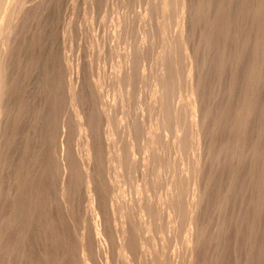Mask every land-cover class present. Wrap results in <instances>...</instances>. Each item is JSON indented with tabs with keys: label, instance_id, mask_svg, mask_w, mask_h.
<instances>
[{
	"label": "bare ground",
	"instance_id": "6f19581e",
	"mask_svg": "<svg viewBox=\"0 0 264 264\" xmlns=\"http://www.w3.org/2000/svg\"><path fill=\"white\" fill-rule=\"evenodd\" d=\"M31 1H33V0H30V3H31ZM52 1L53 0H39L37 3L32 2V4L28 5L29 0H0V264H73V262L75 264L78 261H76V259L73 258V255L75 257L77 253H78L77 256L79 257L78 264H91V259L96 258V257L92 258V251L93 252L95 251L94 254L96 253L98 256L101 257V259L103 258V256H101V255H105L108 251V247H107L108 244L106 245V243L102 240V236H101L103 230L106 231V229H103V228H105V227L107 228V226H108V225H106L105 227H102L104 222L106 221V216H105L106 214H104V213L106 211L108 212V210L110 209V208H107V210H106V208H105L106 206H108V204L106 206H105V204L103 205V203H104L103 197H104V201L107 202L105 199V196L107 194L102 197V195H104V193H105V192L102 193V191H103L102 188L104 187V185H102V184L103 183L105 184V182H102L103 176L100 174L101 168H99V163H100L99 160L101 158L99 157V154H100L99 149H101V148L99 146L102 145L103 142L99 145L98 144L99 139H97V137L95 136V132L99 133L100 130H101L100 133L102 132V129H101L102 126L100 129H98V126H96L98 129V131H96V129H95L96 127H94V124H96V122H93L94 121L93 116L95 114H93L92 113L93 111L90 110V108H89L90 106H88L89 109L86 106V103L89 104V102H87L88 100H86V102H85L84 99L86 97H88L85 94L88 91L85 90V92H84V87L82 88V86H80L81 84L79 85V82L83 83V80H86V79H82L84 76H82V75L80 76L82 78H79V79H82V80H80L79 82H75L77 79L74 81V79L76 78V77L73 78L74 72H73L72 66H74V65L71 66V63L69 64L68 60H66L67 58L63 59V57L66 54L63 55L62 61H60L61 59L57 60V57H56L57 51L54 49V45H55V44L53 45L54 40L52 41V35H51L52 31L50 33L51 28H53V26H52L53 24H50V22H53V21H50V19L54 20V18H52V15H50L51 18L47 19V16L50 14L49 11H51V12L55 11V10L52 11L50 9V7L54 6V4H55L54 3L52 5L51 4ZM55 1H57V0H55ZM108 1H110V0H108ZM122 1L123 0H121V2H119V4H118V2H116L117 4H115V3L114 4L120 5V3L121 4L123 3ZM135 1H138V0H135ZM151 1H154V0H151ZM155 1H157V0H155ZM74 2H76V1L74 0ZM93 2H98V0L97 1L93 0L92 3ZM141 2H144V1L142 0ZM145 2H146V0H145ZM149 2H150V0H149ZM56 3H58V2H56ZM92 3L90 5L91 6L90 10L97 8V7H95L96 5L95 4L92 5ZM107 3L108 2L106 1V8L110 6V9H111L110 3L108 6H107ZM112 4H113V2H112ZM135 4H138V2H136ZM129 5H131V4H129ZM140 5H141V3H140ZM144 5H147V4L144 3ZM150 5L156 6V9L158 12L157 11H155V12H157V14L159 13V16H160L159 18L161 19V22H159L158 28H160L161 25L163 26V24H165L164 23L165 21L167 23V20L169 17L167 15H171L169 13V10H171L170 12H172V9L174 10L173 7H175L176 11L175 10L174 11L177 13L176 14L177 17L175 16L177 18V23H176L177 30H176V32L173 31V32H175L174 35L171 37L170 36L168 37L165 35V33L167 31L169 33V30H165L166 32L163 31V33H164L163 35L165 37V42L163 44L164 47L162 46L161 43H159L161 46L160 49L162 51L160 50L161 51L160 55L155 54L157 56V57L155 56L157 61L155 63H153V67H154V64H156V66L158 65L160 68H158V66L156 67V68H158V70L156 69L158 71L157 74H155L156 78H154V75H153V70L155 68L154 69L152 68L153 70H152L151 74L153 75V78L151 77V79H155V82L152 81V82H154V85H153L154 88L152 89L153 92L151 89H150L151 90L150 92H152L151 94L154 97V99H156V102H157V109L159 112H158V114H156V116H157L156 118H157V120H159L158 121L159 123L157 122L156 118H154V116L152 118H154L156 120L155 123H158L156 125L159 127H160V125H161V127L162 126L164 127V126H166L165 124H167L168 125L167 127L169 128L171 126L170 122H172V121H173L172 123H175V124L180 123L178 120L180 118V115H183V114H181V112L178 111V109H179L178 107H176V106H175L176 108L174 107L175 104L172 105L174 103L173 101H177L176 100L177 98L176 99L174 98L175 100L173 99L172 103L170 104L169 100L172 96L167 98V96L170 93L168 92L169 94L167 93L168 94L167 95L166 92L169 90L168 89L169 86L172 85V83H174L173 81H174L175 76L173 78V75L177 73L176 69H175L176 65H175L174 58H175V56H177V57L181 56V55H178V53L180 51H182L183 55H182V57H179L178 60H180L182 58L181 59L182 63L184 62V65H183L181 63V60H180V65L182 64L184 66V72L181 70V72H182L181 74L184 73L183 76L186 77V85L188 86V90L190 93V95H189L191 97L190 101L192 102V103L190 102V105H189V112L188 113L186 112L187 118L185 117L186 120L189 119V122H188V120H187V122L185 121L189 125H188V128L187 127H185V129L183 128V131L184 130L187 131V129H190V133L192 134L191 135L192 138H190V140H191L190 145H192V149H193L192 154H193L194 161L191 159H190V161L194 162L193 163V165L195 166L194 171H195V174L197 175L198 179L201 180L200 179L201 177H202V179L204 178L205 187L203 186L204 187L203 190H200L201 193L198 190L200 195L198 194L199 197L197 199H195L196 193H193V195L190 193L192 190L189 192L191 194L192 198L189 197L188 192H187L188 196L185 193H182L183 195H185L184 197H187V198L183 199L184 203L181 202V198H183L181 196H183V195L181 194V192L179 191L178 188L173 189L174 186L172 187V185H171L172 188L169 189L168 193H166L167 194V197L165 199L166 201L157 203L158 205L154 206L155 201H154V204H153V202H151L153 199L152 200L148 199V198L145 199L144 197H147L145 194V196H143L144 199L142 200V203L140 204V208L137 209V210H139V212H140L139 216L141 215L140 218L142 219V221H141L142 232L144 230L146 233L150 234V233H152L151 232L152 228H153V231L158 230V229H155L154 227L151 226V225H154L152 223L151 218H153L154 220H157L156 216H158V217H160V219H162L161 216L166 217V215H165L166 209H173V210L176 209V212H177V209L182 208L181 204L182 205L185 204L184 206H186L185 209H186V213L188 216H185L186 214L185 215L183 214L184 215L183 218L189 217V223L191 225L195 224L193 226L194 228L190 227V230L187 231V236H185L186 244H187V246H185V248L187 247V251L188 252L190 251V253L193 257V253H195V251L197 253H199L200 247L203 244L202 239L205 238L204 237L205 235L203 236L204 229L202 226V215H203L204 211H206L205 210L206 208H204V206L206 204V200L209 199V194H210L211 188H212V190L214 189V192H216V194L214 193L212 195H216V196H214L216 198V199L214 198V200L215 201L217 200V203H218V204L216 203V205H218V208H219L218 209L219 210L218 215H220L219 217H221V215L227 211H228L227 213H229V215L225 214L226 217L222 216L221 217L222 221H220L216 224V226H218V225L219 226L216 229L215 235L213 234L214 232L213 233L210 232L211 234L214 235V236H212L210 234L214 238H212L211 236H207L208 234L206 235V238H209V237L212 238L211 241L216 242L218 244V246L220 244L221 245L222 244L227 245L228 241L230 242V240H233L232 237L228 234V232L233 233V235L235 236L234 242L232 241L233 244L229 243L230 245L227 246V248H225V246H223L224 248L222 249V251L223 250L225 251V249L228 250V248L230 247L229 250H231L232 252L229 251V253H231V254H229L228 252H225V253L223 252V254L225 255L226 253H228V254H226L228 258H230L232 255V257L234 259L231 257L230 261H232V259H233L235 261V264H264V0H158V2H155V5L153 3L151 4V2H150ZM60 6L61 5H59L58 8ZM92 6H94L95 8H92ZM98 6H99V4H98ZM136 6L137 5H135L134 7H136ZM171 7H172V9H171ZM76 8H77V6H76ZM110 9H108V12L111 11ZM121 9L125 10L122 6H121ZM59 10H58V12H60ZM95 10H93V11H95ZM97 10H98V8H97ZM112 10H113V8H112ZM141 10H143V9L141 8ZM146 10H143V11L145 12ZM93 11H91V12H93ZM106 11H107V9H106ZM149 11H152V10L150 9V10H148V12ZM108 12H107V14L109 15ZM111 12H110V14H111ZM128 12L130 13L131 11L129 10ZM55 13H57V12H54V14ZM76 13H75V15H77ZM95 13H97L98 16ZM112 13L114 15V12H112ZM119 13H120V11H119ZM151 13H154V12H151ZM94 14L96 15L97 18L99 17V12H94ZM94 14H92V15L94 16ZM131 14H130V16H128L129 14L126 16V17H130V20H131ZM157 14L154 15L153 17L149 16L150 18H147V16H144V17H146L148 20V19H153L156 16L157 20H158ZM16 15H18L16 17V22L13 23L12 25H10ZM121 15H123V14L121 13ZM135 15H138V14H135ZM139 15H141V14L139 13ZM102 16H100V17H102ZM134 16H132L133 20L131 21L132 23H134V25H133L134 27L131 28L130 27L131 24H130L129 27L131 28V30H129V28H127L129 30V32L127 33V31H125L126 30L125 28L127 27L126 25L129 24V22H128V24L125 23L126 25L122 24L126 27L124 28V30L121 29V31H120L121 35H122V33L124 35V33L126 32L129 36V33L131 31L134 32V30H132V29L135 28L136 24H138V22L135 23V21H136L135 19L138 20V18H140L138 16H136L138 18H136ZM106 17H108V16H106ZM105 19H107V18H105ZM113 19L115 21L116 16ZM127 19L129 20V18H127ZM47 20H49L50 22ZM96 20H99V19H96ZM122 20H123V18H122ZM140 20H141V25L144 24V23H142L144 20L143 21H142V19H140ZM147 20H145V21L147 22ZM153 20H155V19H153ZM110 21H108V22L110 23ZM173 21L175 22V18ZM46 22L47 23L49 22V24L52 27L51 28L48 27V24ZM72 22H74V20H72ZM105 22L107 23L106 20H105ZM150 22H151V20H150ZM74 23H76V20ZM106 23H105V26H106ZM122 23H124V22H122ZM147 23H146V26H147ZM156 23H158V22H156ZM170 23L171 24L173 23L172 20L169 22V24ZM72 24L70 23V25H72ZM77 24L79 25V23H77ZM139 24H138V28H140ZM169 24L167 23V24H165V26L168 25L166 27H170ZM112 25H113V23H112ZM150 25H154V22H152V24L150 23ZM69 26H68V28H69ZM76 26H74L75 29L77 28ZM82 26H84V24H82ZM87 26L90 27L93 25H87ZM102 26L104 27V24H102ZM148 26H149V23H148ZM148 26H147V28L144 27V29L148 30ZM173 26H175V25H173ZM86 27L84 26V28L83 27L82 28L85 30ZM106 27H108V26H106ZM110 27H111V25H110ZM49 28H50V30H49ZM73 28H71V27L69 28V30L72 33H73V31L71 29H73ZM100 28H102V27H100ZM158 28L156 27L155 29H153V31L156 30V32H159ZM163 28H164V26H163ZM79 29L77 28V30H79ZM150 29L148 30V32L150 31ZM160 29H162V28H160ZM164 29H166V28H164ZM114 30H116V28ZM141 30H142V28H141ZM66 31H67L66 33H68L67 35L69 36L70 32H68V30H66ZM91 31H92V29H91ZM93 31H94V29H93ZM136 31H137V29L135 28V32ZM75 32H77V31L76 30L74 31L73 37H74V34L75 35L77 34V36L79 38H77V36H75V38H77L79 41L80 31H78V33H75ZM81 32H82V30H81ZM85 32L86 31L83 32V35L85 34L84 36H86ZM99 32H101V30ZM106 32L104 31L103 36L106 34ZM115 32H117V31H115ZM118 32H119V30H118ZM132 32H131V34H132ZM135 32L132 34L131 38H134L135 36H137V37L139 36L138 32L135 36H133L135 34ZM156 32H155V34H156ZM110 33H111V31H110ZM140 33H141V31H140ZM145 33H146V31H145ZM170 33H172V32H170ZM95 34L96 33H94L93 35L89 34L90 35L89 38L91 36L94 37ZM149 34H150V36L152 35V37L154 35L155 38H157L159 36L158 35L156 37L157 34L156 35L151 34V32H149ZM83 35L81 36L82 38H84ZM123 35H122V37H123ZM146 35H148V34L146 33ZM71 36H72V34H71ZM96 36L97 35H95V38H96ZM117 36L118 35L116 34V37ZM125 36H127V35H124V37ZM73 37H71V38L73 39ZM98 37H100V36H98ZM147 37H149V35ZM164 37H161V35H160L157 38V40L159 38L162 39ZM62 38H64V36ZM102 38L108 39L109 37L108 38L102 37ZM126 38H125V40L123 38V40L126 41ZM129 38H130V36H129ZM150 38L151 37H149V40H150ZM67 39L69 40L70 38H67ZM94 39H92V40H94ZM99 39H101V37ZM103 39H101L100 41H103ZM113 39H114V41L116 40V38H113ZM135 39H137V38H135ZM62 40L63 39L59 40L60 43ZM81 40H82L81 43H83V41H84V43H86L85 42L86 39L85 40L81 39ZM119 40H120V44H123V42H122L123 40L122 41H121V39H119ZM132 40H130V42ZM140 40H141V42H140L141 44H139L137 42V44H139V45L136 44L137 48H135V43H134L135 40L132 41V43H134L133 44L134 46L131 45V46H133V48L131 47L132 52H130V53L128 52L127 53L128 55H126L125 67L122 65H119V66H122V69H123V71L121 70L122 74H121V72L119 75L116 73L118 76L116 75L117 78L115 79L116 80L115 83H117V85L119 87L125 86L127 88V90H129V88H131L132 85H135L132 83H134L136 80L139 81L142 79V77H143V79L145 78L144 77L145 76L144 71L149 66V65H147L148 62H147V64H145L146 63L145 61H147V60L151 61V59H148V58H150V57L152 58L154 56L153 52H156V51H154L155 46L153 47L154 42L153 41L149 42L150 44L151 43L153 44V45L151 44V46L154 48V50L152 49L153 51H150L153 54V56H150V53L146 52L148 57H147V59H145L146 56L144 55L145 58H143V59H145L144 66L146 65L145 66L146 68L145 69L141 68V66H139V64H141L139 62V58L143 55V52L145 53V50H147V49H145V47H146L145 41H148V39H146V36H142ZM152 40H154V39L152 38ZM70 41H71V39H70ZM159 41H160V39H159ZM87 42H88V40H87ZM96 42H97V40H95V43ZM65 43H66V41L64 42V44ZM74 43H69V45H71V44L74 45ZM95 43H94V45H95ZM103 43H105V40ZM149 43L147 42L148 46H150ZM100 44L98 46L101 49H103L102 47H106V44H103L105 46L100 45ZM59 45H61V44L58 43V47H59ZM69 45L67 44V48ZM75 45L78 46V44H76V43H75ZM107 45H109V44H107ZM110 45H113V44H110ZM114 45L116 46L118 44L114 43ZM72 46H70V47H72ZM96 46H93L94 49H96ZM98 46H97V48L99 49ZM113 46H112V48H113ZM60 47L58 48L59 50H60ZM81 47H82V45H81ZM83 47H84V45H83ZM83 47H82V49H80V52L82 50H84ZM162 47H163V49H162ZM75 48L76 47H74V49ZM156 48H158V47H156ZM178 48H180V49L176 55V51L178 50ZM72 49H73V47H72ZM133 49L134 50L136 49V52H134ZM54 50L56 51V53ZM117 50H118V47H117ZM121 50H122V48H121ZM85 51H86V48H85ZM96 51H94V53H97ZM73 52L75 53L74 50H73ZM105 52H107V49L105 50ZM126 52H124V53H126ZM148 52H149V49H148ZM158 52L159 51H157L156 53H158ZM59 53H60V55L62 54L61 51H59ZM81 53L84 55V51ZM101 53L102 52H100V54ZM103 54L105 56L108 54V52L105 54L104 50H103ZM118 54H120V53H118ZM71 55H73V53ZM77 55H80V53H77ZM110 55H111V53L108 56H110ZM122 55H124V54H122ZM67 56L69 57L68 54H67ZM102 56L100 57V59H102ZM95 57H97V56H95ZM105 57H107V56H105ZM142 57H141V59H142ZM77 58H79V57H77ZM112 58H113V56H112ZM100 59L98 60L96 58L95 61L99 62ZM104 59L106 60V63H107V59L109 60V58H104ZM110 59H111V56H110ZM71 60L73 61L74 59H71ZM120 60L118 61V59H117L118 62H120ZM80 61H81L80 64L82 65L83 61L82 60H80ZM80 61L78 60V62H80ZM111 61H112V59H111ZM111 61H110V63H112ZM153 61H155V58L152 59V62ZM99 63H98V65H99ZM121 63H123V62H121ZM142 63H143V61H142ZM86 64H85V66H86ZM118 64L119 63H117V65ZM76 65H77V63H76ZM83 65H84V63H83ZM101 65H100V67H101ZM111 65H110V67H111ZM123 65H124V63H123ZM88 66H90V65H88ZM93 67L94 66L92 65L91 69ZM115 67H117V66H115ZM150 67H151V65H150ZM178 67H179V64H178ZM82 68H84L85 72H87V70L84 66ZM87 69H88V67H87ZM181 69H183V67ZM75 70H77V69H75ZM106 70H108V69H106ZM106 70H104V71H106ZM90 71H93V69ZM96 71L97 70L95 69V73H96ZM98 71H99V68H98ZM149 71H150V69H149ZM177 71H178V69H177ZM81 72H83V71L81 70L80 72L75 73V74H77L76 76H78V74ZM117 72H118V70H117ZM93 73L94 72H92V74H91L92 77H93V75H96ZM86 74H89V73H86ZM86 74L84 73L83 75H86ZM107 74L108 73H106V75ZM147 74H148V70H147ZM151 74L148 76L149 77L152 76ZM112 75L109 76L108 78L105 76L107 81L110 78L108 83H110ZM114 75H115V73H114ZM89 76L88 77L85 76V78L87 77L89 80L92 79V78H89ZM100 76H101V78L104 77V76L102 77V75H100ZM148 76H147V79L149 78ZM178 77H182V76L178 75ZM101 78H100V80H99V78H97L99 80V82L101 81ZM182 78H179V79L183 80V82H184V78L183 79ZM88 79H87V81H88ZM97 79H95V82L97 81ZM176 79H177V77L175 78V80ZM144 80H141V81H143L144 84L145 83L147 84V80H145L146 82H144ZM149 80H150V78H149ZM105 81H103V82L105 83ZM178 81L181 82L180 80H178ZM84 82L86 83V81H84ZM103 82H102V84H103ZM183 82H182V85H183ZM115 83H113V84H115ZM138 83L139 82H137L136 85ZM86 84H88V83H86ZM89 84H90V82H89ZM91 84L93 86L95 85L94 83H92V80H91ZM111 84H112V82H111ZM140 84H142V82H140L139 85ZM176 84H177V81H176ZM176 84H175V87H178L177 86L178 84L177 85ZM99 85H100V83H99ZM103 85H105V84H103ZM103 85H102V87H103ZM93 86L92 87L88 86V87L89 88L91 87L92 89L94 87H96V86H94V87ZM105 86H107V85H105ZM108 86H109V84H108ZM108 86L106 89L110 88V86L109 87ZM112 86L113 85H111V87ZM173 86L174 85H172L171 87L173 88ZM180 86H181V84H180ZM184 86H181L180 90H182L183 89L182 87H184ZM98 87H100V86H98ZM123 87H122V89H124ZM135 87L137 88V86H135ZM135 87H133V88L135 89ZM175 87L173 89H175ZM112 88L113 89H110V90L114 91V88H117V87L115 86ZM138 88H139V90H141L140 86ZM142 88H144L143 85H142ZM184 88L186 89V87H184ZM95 89H97V88H95ZM103 89H101L102 92H100L101 93L100 95L107 96V94H102V93H104ZM122 89H121V91H122ZM146 89L144 88V92ZM173 89L172 90L170 89V90L172 92H174ZM176 89H175V91H176ZM93 90L92 91L90 90V94H91V92H93ZM98 90H99V88H98ZM110 90H108V91L110 92ZM135 90H134V92H135ZM148 90H147V92H148ZM105 91L107 93V90H105ZM132 91H133V89H132ZM98 92L99 91H97V93ZM109 92H108V94H109ZM177 92H179V91H177ZM177 92H176V94L174 93L175 95L173 94L174 97H176V95L178 94ZM94 93H96V92H93V94ZM131 93L129 92V94H127V95H129V97H130ZM138 93H140V91ZM189 93H187V94H189ZM87 94H89V93H87ZM90 94H89V96H90ZM121 94H124L123 91ZM134 94H136V93H134ZM142 94L145 96V93H142ZM182 94L183 93L181 92V95ZM61 96H62L61 101L65 102V100L63 99V97H65L68 105L70 104L71 106L70 105L68 106L67 103L65 104L64 102H61L59 100L62 104V107H60L61 104H59L60 102L58 101V99ZM84 96H86V97L84 98ZM91 96H96V95H91ZM114 96L117 97V95H114ZM124 96L125 97H123V95H122V97L124 99H126L127 96L126 95H124ZM135 96H133V93H132V97L128 98V99H132V101H134L133 97H135ZM138 96H139V94L135 98H138ZM147 96H149V95H147ZM161 96L162 97L165 96L167 98L166 102L169 103L168 106L171 108L174 107V110L173 109L168 110V106H166L167 103L165 104V102H164L165 99L164 98L161 99ZM185 96H187V95H185ZM185 96H184V98H186ZM119 97H118V99H119ZM159 97H160V99H159ZM177 97H178V95H177ZM182 97H183V95H182ZM99 98H98V100H99ZM109 98H110V96H109ZM111 98H113V96ZM150 98L153 99L152 97H150ZM180 98H181V96H180ZM206 98H209L208 100L218 101V102H216V105H215L216 110H214V105L213 106L208 105ZM105 99H106V97H105ZM151 99L148 98L145 101H148V100L150 101ZM163 99H164V101H163ZM98 100H97V102H98ZM141 100H139V101H141ZM181 100L178 101V102H180L179 103L180 106L182 104ZM142 101H141V103L145 102L144 100H142ZM99 102H100V100H99ZM101 102H102V100H101ZM124 102L126 104L127 100L126 101L124 100ZM134 102H133V104L136 103V102L135 103ZM156 102H154V103H156ZM63 103L65 105H63ZM111 103H113V102H111ZM145 103H147V102H145ZM213 103H215V102H213ZM138 104H139V102H138ZM147 104H145V105L147 106ZM184 104L181 106L183 109L187 108V106L184 107ZM57 105H58V107H57ZM66 105L68 106V108L72 107L74 109L73 110L74 113L72 111L73 114H71V111L69 113L67 112L66 109H68V108H66ZM126 105H128V107H129L128 103ZM150 105H151V103H150ZM177 105H178V103H177ZM205 105H208L209 107L212 106L213 109L212 108L208 109V107H205ZM63 106H65L66 109H64ZM141 106H142V104H141ZM141 106H139V107H141ZM28 107L30 109H28ZM115 107L116 106L114 105V107L113 108L111 107V108L114 109ZM139 107H138V109H139ZM58 108H63L64 110H66V112L63 109L59 110ZM123 108H122V110H123ZM125 108H124V111H125ZM132 108H134V106ZM152 108H153V106L149 107L150 110ZM204 108L205 109L207 108V110H204ZM56 109H57V112H56ZM98 109H99V107H98ZM183 109H181L180 111H182ZM58 110L64 111V113H62L63 111H61L62 114L59 113V116L62 115L61 118H63V114H65L63 119L66 118L67 113L70 114V116L73 115V117L76 115V117L78 118V119L77 118L75 119L78 121L77 122L78 123L77 124L78 133H79V136L81 137L80 138L81 142L78 144L82 146V149H81L80 155L79 154L76 155V157H79V159H78L79 161H77V158L76 159L73 158V159L76 160V163L79 162L78 165H80V167L79 166L78 167L81 168V174L82 175H80V180L82 178V184L80 181L77 183H80V185H82L80 187H83L82 189L84 191H82V195L80 193L82 189H80L78 187L80 189V190H78V188H77L78 185L75 184V182H76L75 178H77V180H79V178H78V176L76 177V171L74 168V164H76V163H74L75 161L73 160L74 161L73 162L72 158H71L75 154H77V152L74 153L73 151H75V150L70 149L74 153L73 154L71 152L72 153L71 154L72 156H71V155H69V150H68L69 148H66L67 146L70 145V144L67 145L68 141L65 139L68 136V133L66 134L68 129H66V128H68L67 126L71 125V123L70 124H68V123L71 122V120H73V118L70 119L69 118L70 116L69 117L67 116L69 118V119L67 118L68 123L65 122L63 119H62L61 123L59 122V124H60L59 131L60 132L58 135L55 127H58L56 125H59V124L57 122L56 125H54L56 122L55 119H58L56 117L58 114ZM68 110H72V109H68ZM126 110H127V108H126ZM147 110L148 109H146V111ZM129 112H131L130 114H133L132 110ZM154 112H155V110H154ZM94 113H96V112H94ZM116 113H120V111L116 112ZM124 113H127V111H125ZM186 113H185V115H186ZM102 114L104 115V117ZM102 114H101L103 117V118L101 117L102 119L98 115L97 116L101 120H105V124H101V125H103V127H104V125L106 126V128L103 129L104 130L103 140H104V136H105V139H106L105 144L108 143L107 149L109 152V148H111V146L113 147L115 145V144L110 145L112 139H114L112 137L114 135L113 134L114 131H113L112 127L114 128L115 126H118L119 122L117 125H114V123L112 122V124L114 126L113 125L111 126L108 112H105ZM151 114L153 115L154 113H151ZM113 115H111V116L113 117ZM118 115H120V114H118ZM124 115H126V114H124ZM134 115H135V113H134ZM128 116H132V115L128 114ZM54 117H56V118H54ZM144 117H146V116L144 115ZM116 118H117V116H116ZM133 118L131 120L133 122L129 123L126 126V130H124V132H123V134H124L126 131L130 139L134 138L135 136L138 137L137 132L139 131L138 128H140L139 127V125H140L139 120H140L141 116L139 119L136 116L135 117V118H137L136 121H134ZM59 119H60V117H59ZM124 119H125V117H124ZM181 119L183 122L184 118H181ZM51 121H53V123H54L53 127H52ZM72 122H74V121H72ZM97 122H98V120H97ZM114 122L117 123L115 120H114ZM100 123H99V126H100ZM186 123L184 125H186ZM74 124H76V122H74ZM123 124H125V123H123ZM150 124H151V121H150ZM146 125L148 126L149 124H146ZM156 125H155V128H156ZM173 125H172V127H175V125L174 126ZM50 126L52 128H54V129H52L53 131H56V133L53 131L52 132L55 133L56 136H59V137H56V139H58L57 140L58 141V149H56L55 147H52V148H55L57 150L56 153L52 152L53 155L55 154L54 156L53 155L51 156V152H50V151H53L54 149L53 150L49 149L50 144H51V143L49 144L50 135L53 134V133L49 134V132L51 131ZM71 126H69V129L71 128ZM149 127H150V125H149ZM149 127H147V128H149ZM176 127H179V124ZM75 128H76V126H75ZM117 128L121 129L122 127L121 128L116 127V130H117ZM119 129H118L117 135H120L119 134L120 131L123 130V129H121L119 131ZM153 129L151 127V129L149 131V137H150L149 140L151 141L152 144L154 143L153 141L156 140V139H154V134L157 133L158 135L156 134V137L159 136V132L156 131V133H154L155 131H152ZM179 129H182V127ZM179 129H176V131L173 130L174 133L176 132L173 135H175V143L177 144V146H181L182 142L186 143V141H187L186 139H188L190 137V136L188 137L189 132L187 131L188 134H187V132H185L187 134V138L185 139L186 141L183 140L181 135H183L184 132L181 134L180 133L181 130H179ZM75 130L76 129H74V132H75ZM165 131H166V129H165ZM165 131H163V132H165ZM68 132L70 133V130ZM76 132H77V130H76ZM141 132H142V130H141ZM168 132H169V130H168ZM171 132L172 131L170 130V133ZM163 134H165V133H163ZM75 135H76V133H74L72 136H74V138H75L76 137ZM100 135H102V134H100ZM100 135H99V137H100ZM51 136L53 137L55 135H51ZM123 136H126V134ZM123 136H122V138H124ZM141 136L142 135L140 133L139 139ZM184 136H185V134H184ZM136 137L134 139H136ZM144 137H145V135L143 136V138ZM147 138H148V136H147ZM159 138L162 139V137L159 136L157 138V141ZM171 138L172 137L167 138V139H171ZM51 139L54 140L55 138H51ZM69 139H71V138H69ZM117 139H119V136H117ZM120 139H121V137H120ZM161 139H159V140L161 142L162 141L164 142V140H161ZM101 140L102 139H100L99 141L101 142ZM123 140H125V138ZM146 140H148V139H146ZM71 141L74 142V140H71ZM118 141H120V140H118ZM118 141L117 142L115 141V142L118 143ZM125 141H122V143L123 142L125 143ZM168 141H170V140H167V142ZM113 142H114V140H113ZM143 142H144V140H143ZM170 142H172V141H170ZM68 143H70V142H68ZM165 143H166V141H165ZM188 143H190V141H188ZM126 144L130 148L129 143L126 142ZM130 144L134 145L132 143H130ZM136 144H138V143H136ZM142 144H141V147H143ZM159 144H158V149L160 147ZM161 144H163V143H161ZM172 144H173V142H172ZM51 145H56V143L51 144ZM97 145H99V146H97ZM143 145H145V143ZM148 145H146V146L149 148V150H151V149L155 150V147H154L155 145L153 146L154 148L151 146V149ZM33 146H35V147H33ZM81 146H79V147H81ZM104 146H101V147L104 148ZM127 146H126V148H128ZM134 146L136 148L133 147L132 149L135 148L134 150H136L137 147H139L140 145L139 146L134 145ZM170 146H172V145H170ZM79 147L77 149H79ZM116 147L114 146L113 151H112V148L110 149L112 156L109 155L110 153L108 154L107 152H105V151L104 152L106 154H108L109 156H111V157H106V158L111 159V160H109L110 161L109 163L113 164L114 171L116 173V176L118 177L120 175L123 176V174H127L128 172L126 173V171H128V170H126V167H127V165H126L125 170L123 168V171H125V173H121L120 175L119 174L117 175L116 169L119 168V173H120V170H121L120 168L122 166V163H124L123 161H125V159H126L125 158L126 155L122 156L121 151L119 150V148L116 149ZM141 147H139V149ZM162 147H164V146H162ZM182 147H179V148H182ZM188 147H186V148L189 149L190 147L189 148ZM74 148L75 147H73V149ZM165 148H164V150H165ZM77 149H76V151H77ZM122 149H123V147H122ZM139 149L136 150L135 152L141 154V151L139 152ZM170 149H171V147H170ZM102 150H104V149H102ZM171 150H174V149H171ZM177 150H175V151H177ZM142 151H143V149H142ZM175 151H173V152H175ZM178 151H180V153H181V150H178ZM100 152L102 153L101 150H100ZM104 152H103V154H104ZM151 152H153V151H151ZM151 152L149 154L152 156L154 154L158 153V152L155 153L156 151H154V153H151ZM164 152L165 151H163V153ZM187 152H188V150H187ZM125 153H128V150ZM129 153L131 154V152H129ZM169 153L167 151L168 155H169ZM106 154H105V156H108ZM130 154H128V156ZM185 154L186 153H184V155ZM159 155L160 154H158V156ZM190 155H191V153H190ZM152 156H151V158L153 160L154 158ZM155 156L156 155H154V157ZM162 156L160 155L159 158H162ZM51 157H55L56 161L53 162L52 160H54V159H51ZM103 157H104V155H103ZM138 158H139V154H138ZM134 159H136V158L134 157ZM156 159H158V157ZM156 159H154V160H156ZM166 159H167V157H166ZM127 160L129 161V159H126V162L123 164V166L125 164H127V162H128ZM138 160H141V159H138ZM168 160H169V158H168ZM182 160H184V159H182ZM103 161L105 162V160L103 159L101 161L100 165L103 166L102 174L104 175V173H108V172H105V171L103 172V169L105 168L104 167L105 163H103ZM132 161H133V159H132ZM132 161H131V163H132ZM158 161H160V163L163 162V161L161 162V159H158ZM158 161H157V163L154 161L155 165L158 164ZM178 161H179V159H178ZM133 162L135 164V166L134 165L133 166L136 168V170L140 171L141 168H139V169L137 168L140 162L138 164L135 163V162H137V160H135ZM149 162H151L149 160V158H148V161H147V159H144L143 161L141 160V166H143V169H142L143 172L142 173L144 176H145V174L149 175L150 172H151V174L153 172H156V170H154L155 168L154 169L152 168L153 171L151 169H150L151 171H148L149 170L148 167L152 164V162H151L149 165ZM164 162H165V159H164ZM166 162H165V164H167ZM172 162L170 161L168 168H169L170 164H172ZM51 163L53 165H51ZM128 163L131 165L130 162H128ZM160 163H159V166L161 165ZM55 164H56V166L58 165L57 166L58 168L55 166ZM188 165H190V164L188 163ZM53 166H55V167H53ZM156 166L158 167V165H156ZM156 166H153V167H156ZM162 166H164V165H162ZM172 166H173V164H172ZM172 166L169 169H172ZM184 166H185V163H184ZM106 167H108V166H106ZM139 167H140V165H139ZM157 167H156V169H157ZM190 167L193 169L192 165L189 166L188 168H190ZM51 168L52 169L54 168L53 170H55L57 168L58 171H60L58 174L57 169L55 170L56 173L58 174V176L60 175L59 179L56 178L57 176L54 177L53 171H52L53 176L51 175ZM161 168L163 169V167H161ZM165 168H167V167H165ZM188 168H186V169H188ZM191 168H190V171H191ZM106 169H108V168H106ZM109 169H111V171L113 172L112 168H109ZM131 169H133V168L131 167ZM76 170H78V169H76ZM99 170H100V172H99ZM172 170H169V172L171 173ZM79 171H77V172H79ZM107 171H110V170H107ZM147 171L149 172L148 174H147ZM132 172H130L131 176L134 175ZM166 172H167V169H166L165 173ZM174 172H172V173H174ZM178 172H180L179 168H178ZM130 173H128V175ZM160 173H161V171H160ZM137 174L140 175L141 173H137ZM153 174H155V173H153ZM178 174H175V176H178ZM77 175H78V173H77ZM139 175H138V177H139ZM157 175H158V173H156V177H157ZM162 175L163 174H161V176ZM170 175H172L173 179H175V182H177V180H176V178H174L173 174H168L167 177H169ZM51 176L53 178H56L57 180H59L58 181L59 185H57V183H55L56 184V185L54 184L55 186L52 185L54 183L52 181V179H51V181L53 183L50 182L51 186H53V187L58 186L57 188H53V190L54 189L58 190V191L56 190L57 192L55 191V193L52 190V188L50 189L53 192V194L57 193V195H55V197L51 195L52 192L49 190V188L51 187L50 183H49ZM112 176H114V175H112ZM116 176H114V177H116ZM150 176H154V175H150ZM183 176L185 177L187 175H183ZM105 177H107V176H105ZM124 177H125V175H124ZM130 177H128V178H130ZM143 177H139L138 179L140 180V178H143ZM149 177L147 176L148 179H149ZM163 177H161V179L165 180L166 177L165 178H163ZM126 178H124V179H126ZM152 178L155 180L154 177H152ZM157 178L159 180V176ZM191 178L192 179H190V180L195 179V177L193 179V176ZM148 179H146V181H148ZM57 180H54V181H57ZM103 180L104 181L107 180V182H108L109 179L105 180V178H103ZM129 180L133 181V179H129ZM129 180L126 179L127 184H128ZM135 180H137V179H135ZM150 180L153 181L152 179H150ZM184 180H186V179L184 178ZM195 180H197V179H195ZM112 181H113V179H112ZM115 181H117V179ZM123 181H121V184ZM144 181H141V182H144ZM151 181H149V182H151ZM107 182H106V185L108 184ZM155 182H158V181L156 180ZM167 182H169V181H167ZM186 182H185V184H186ZM130 183L131 182H129V184ZM134 183H131V185ZM162 183H160V184L162 185ZM164 183H166V182H164ZM164 183H163V185L165 186ZM169 183H167V184H169ZM179 183H181V182H179ZM183 183H184V181H183ZM118 184H119V182H118ZM147 184H148V182H147ZM152 184H154V183H152ZM171 184H174L173 181ZM191 184L192 183L190 181V184H186V185L183 184V187L187 186V185L189 186ZM198 184L196 182V185H198ZM141 185H139V187H141ZM199 185H198V187L201 188L202 186H199ZM107 186H106V188H107ZM151 186L149 185L146 187L149 188ZM158 186H160V185H158ZM110 187H112V185ZM116 187H120V186H116ZM142 187H143V185H142ZM155 187L156 186H154V188ZM161 187L162 186H160V188ZM121 188H123V187H121ZM128 188H129V186H128ZM128 188H126V189H128ZM130 188H132V190H133L134 187H130ZM186 188H188V187H186ZM104 189H105V187H104ZM150 189H152V188H150ZM150 189H148V191H150ZM76 190H77V192H76ZM116 190H117V188H116ZM132 190H131V192H132ZM141 190H142V188L140 189V192H141ZM143 190H146V188ZM184 190H186V189H184ZM184 190L182 189V191H184ZM187 190H190V189H187ZM78 191H80L79 193L81 196H83V195H84L83 197L86 196L84 199H86L85 200L87 202L86 206H88V209H89L86 212H89V213L91 212L92 216L91 215L90 216L92 217V219H95V217H96V220H97V216H99V214L102 213L103 208H105V210L102 214V215H104L103 218H101L102 216L100 215L101 221L99 224L97 223L98 220L96 221V223H94L92 220V222L94 224L88 223V225L89 226L91 225V227L87 226V223H86L87 227L93 228V229H89L92 233L88 234V235L85 233H82V234H80V237L78 234L81 231L79 230V232H78L74 228V230L76 231L75 232L72 229L74 227L72 223L73 222L76 223L78 221L77 218L79 216H77L76 214H78V212H80V210L78 211V208H77V204L79 202L76 204V198L80 199L79 196L76 197L77 195H79ZM106 191H108L107 193H109L110 190H106ZM111 191H112V189H111ZM152 191L150 192V194L152 193ZM157 191H158V189L153 193H155V195H156ZM163 191H164V188H163ZM127 192H128V190H127ZM76 193H77V195H76ZM115 193L117 194L118 192L116 191ZM130 193H128L127 195L130 196L129 195ZM212 193H213V191H212ZM122 195H124V194H122ZM134 195H132V196H134ZM142 195H144V193ZM155 195L153 197H155ZM160 195H162V194H160ZM118 196H120V194H117V197ZM128 196H127V199L131 200ZM108 198H110V197H108ZM134 198L136 201V197H134ZM78 199H77V201H79ZM82 199H80V201ZM109 201L110 200L108 199V203H109ZM121 201L123 202V199ZM125 201L129 202L127 200H125ZM144 201H145V203L143 204ZM113 202H114V200H113ZM132 202L133 201H131V203ZM156 202H157V199H156ZM81 203L79 204V206H81V207H83V205L86 204V203L84 204V202H83L82 203L83 205H81ZM119 203H121V202H119ZM118 204H117V207H118ZM135 204H137V203H135ZM130 205H132V204H130ZM121 206H123V204ZM124 206H125V204H124ZM165 206H167V207H165ZM179 206H180V208H179ZM117 207L115 208V205H114L115 209H117ZM132 207H134V206H132ZM135 207H137V206L135 205ZM118 209H121V208H118ZM118 209H117V211H119ZM83 210H86V209H83ZM131 210H133V209L131 208ZM181 210H183V209H181ZM229 211L230 212L232 211L231 212L232 215L230 214ZM110 212L111 211L108 212V215L110 214ZM125 212H126V210H125ZM120 213L121 214H119V215H121V218H123L122 219V226L120 225L121 227L116 228L115 229L116 232L115 231L114 232L116 233L115 237L118 238V242H119V244H118L119 246L118 245L117 246L120 247L121 252L123 251L124 256H127V254L130 255L131 253L134 252V251H132V250H134L133 249L134 245H132V243H133L132 241H134V239H135L134 234H136V233H134V231H132L131 228H128V226L131 224L128 225V222H125V218L128 215L126 216V213L123 212V209L121 210ZM129 213H131L130 216H133V214H134V213L132 214V212H129ZM136 213H137L136 216H138V212H136ZM172 213H173V211H171V214ZM212 213L213 212L210 211V214H212ZM84 215L87 216V213ZM108 215H107V218L112 214H110L109 216ZM117 215H115V218ZM175 215L177 216L176 213H175ZM145 216H146V219H147V217L151 219L150 222H149V220H146V221H148V223L145 221ZM173 216L174 215H172V217ZM179 216H180V214H179ZM227 216H229V217H227ZM104 217H105V220H104ZM110 217H112V216H110ZM180 217H181L180 219L183 220L182 216H180ZM207 217H209V216H207ZM212 217H213V214H212ZM82 218H84V217L82 216ZM86 218H85V220L89 222V220H88L89 217L87 219ZM121 218H118V219H121ZM129 218H131V217H129ZM168 218H170V216ZM225 218H226V220H225ZM67 219L69 221H66ZM109 219L110 218H108V221H109ZM134 219L131 221H134ZM83 220L84 219H82V222H83ZM103 220H104V222H103ZM126 220L129 221V219H126ZM164 220H165V218H164ZM164 220H162V222ZM174 220H175V218H174ZM182 220H180V221H182ZM168 221L170 222L171 220L168 219ZM175 221H177L176 223H179L178 225L180 226L179 220H175ZM67 222H70V224L73 226L72 228H68V231H67V226L68 227H70V226L67 225ZM82 222H79L80 227H82L81 226ZM102 222H103V224H101ZM164 222H165L164 224L167 225L166 224L167 221H164ZM183 222H186V221H183ZM204 222H207V221H204ZM108 223L110 226L112 225V224H110V221ZM108 223H106V224H108ZM113 224H114V221H113ZM133 224L134 223L132 222V226L135 225V224L134 225ZM157 224L155 227H157ZM205 224L206 223H204V225ZM82 225H84V227H85V224H82ZM165 225H164V229H165ZM171 225H172V223H171ZM224 225L228 226L227 230L224 229ZM76 226H78V225H76ZM79 226L76 228H80ZM205 226H207V225H205ZM134 227H136V226H134ZM175 227L178 228L177 224ZM180 227H179V229H181ZM184 227L185 226L183 225V228ZM209 227H210V225L208 226V228H206L207 231L208 230L210 231ZM83 228H81V229L83 230ZM111 228H112V226H111ZM111 228H108L107 233L109 232V230ZM137 228H136V231H137ZM166 228H168V225ZM159 229L161 230V228H159ZM179 229H177V230L175 229V230L178 231ZM193 229H194V232L192 231ZM69 231L71 233H73L74 236L72 234H69ZM84 231H82V232H84ZM90 231H87V232H90ZM162 231L166 232L163 230V227H162ZM180 231H182V229L179 230L177 233H180ZM74 232H75V234L78 233L77 234L78 239L77 238L75 239V237L77 235H75ZM110 232L112 233V229ZM131 232H133V233L131 234ZM142 232H140L139 234L142 235ZM155 232H157V231H155ZM155 232H153V234ZM115 233H112V234L114 235ZM168 233L169 232L167 229V234ZM172 233H174V232H172ZM137 234H138V231H137ZM143 234H144V232H143ZM160 234H162V233H160ZM188 234H189V236H188ZM225 234H226V236L228 234V236L231 237V238H229V240H227L226 238H225V240H223L225 242L227 241V243L222 242V239H223ZM69 235H72V237H74V239L76 241L78 240L79 243L74 241L75 243H78V244L74 243V245L78 246V247H75L76 249H74V247L72 246L73 243L71 242V240L69 241V239L72 238V237H68ZM106 235L111 236V235H109V233ZM106 235H104V237ZM131 235H133V236H131ZM165 235H166V233H165ZM172 235L174 236L176 234H172ZM139 236H137L138 238L135 240H138ZM155 236H157V234L154 235L153 238ZM161 236H160V238H161ZM91 237L93 239H91ZM142 237H146V236L142 235ZM148 237H150V236H148ZM158 237H159V235H158ZM166 237L169 238L168 235ZM180 237L178 238L179 242H180ZM110 238H108L107 242H109V240H112L110 242H112L111 244H113V246L118 243L117 240H116L117 243L114 242L115 241V240H113L114 238L113 239L112 238L110 239ZM132 238H134V239L132 240ZM147 238H144V239L147 240ZM169 239H167L168 242L166 240V243H169ZM161 240H162V238H161ZM72 241H73V238H72ZM139 241H138V243H139ZM172 241H174V238ZM205 241H207L206 243L210 244V242H208V240L205 239ZM154 242L156 244V241H154ZM158 242H159V238H158ZM71 243H72V245H71ZM171 243H170V245H171ZM192 243H194L193 246H192ZM239 243L242 244V246H241L242 248L239 247V245H237ZM134 244L136 245L135 241H134ZM144 244H145V242L142 243V247H144ZM204 244H205V242H204ZM147 245H149L148 242H147ZM152 245H154V244L152 243ZM156 245L158 246L159 243ZM156 245H155V247H156ZM203 246L207 247V244L203 245ZM203 246H202V248H205V249L209 248V246L207 248L203 247ZM212 246H214V245L212 244ZM218 246L213 247V248L217 249V250L214 249L215 251H218V248H220ZM165 247H168V245ZM182 247H184V245ZM238 247H239V249H238ZM72 248L75 251H77V248H78V252L76 253L74 251V253L72 255V252H73ZM136 248H138V251H135V252L138 253L141 250L140 245L139 246L136 245ZM148 248H150V246ZM176 248H178L177 245H176ZM211 248L212 247L210 246V252L213 249V248L212 249ZM240 248H241V250H240ZM110 249L113 250V252H115L114 251L115 248L114 249L110 248ZM168 249L171 250L172 249L171 246L168 247ZM205 249H202L200 252L202 253L203 250H205ZM150 250H155V249H150ZM167 250L165 252H167ZM157 252H155V256H152L151 254H149L147 256V254H146L145 257L146 258L148 257L147 264H165L166 263L163 261L164 259H162L163 258L162 255H159V253H161V252H159V253H157ZM219 252H220V250H219ZM219 252H217V254H218L217 256L220 255ZM181 253H182V251H181ZM187 253H185V254H187ZM118 254H120V253H118ZM118 254L116 256H118ZM204 254H205V251H204ZM211 254H213V253H211ZM214 254L216 255L215 252H214ZM110 255H111V252H109V257H110ZM228 255H230V256H228ZM98 256H97V260H98ZM106 256H107V254H106ZM135 256L137 258H139L136 254H135ZM135 256L132 255V257H130L131 258L130 262L133 259V257H135ZM167 256H168V254H167ZM177 256L179 257L178 254H177ZM210 256L208 255L207 257L210 258ZM217 256H215V258H213V259H216ZM112 257H114V255ZM143 257H144V255H142V261H141L142 263H143V259H146ZM184 257H182V258L184 259ZM195 257H194L195 260L198 259L197 256H195ZM202 257L204 259L203 262L198 260L199 262H201V264L205 262L206 256H202ZM219 257H217V259ZM227 257L224 259L223 262L226 263L229 261ZM171 258H173V256ZM110 259L112 261H113V259L116 260V258H113V259L110 258ZM139 259L141 260V258H139ZM193 259H190L189 262H187V263L199 264L198 261L195 262V260H193ZM220 259H221V257H220ZM226 259H227V261H225ZM111 260H109L110 261L109 264L112 263ZM134 260H135L134 262H136V261L138 262V260L136 258ZM211 260L212 259H210V261ZM218 260H217V262H218ZM166 261L170 262L172 260L170 259V261H168V260H166ZM212 261L214 262L215 260H212ZM212 261H211V263H212ZM234 261H233V263H234ZM95 262L96 261H94V263ZM113 262H116V261H113ZM123 262L121 264H123ZM137 262H136V264H138ZM174 262L176 263V261H174ZM217 262H215V264H218ZM219 262H221V260H219ZM97 263H99V261ZM184 263H185V261H184ZM207 263L209 264V262H207ZM233 263L231 262L229 264H233ZM118 264H120V263H118ZM145 264H146V262H145ZM204 264H206V262ZM221 264H222V262H221Z\"/></svg>",
	"mask_w": 264,
	"mask_h": 264
},
{
	"label": "rangeland",
	"instance_id": "374dc122",
	"mask_svg": "<svg viewBox=\"0 0 264 264\" xmlns=\"http://www.w3.org/2000/svg\"><path fill=\"white\" fill-rule=\"evenodd\" d=\"M34 1H35V2H34ZM38 1H39V0H38ZM38 1H37V0H33V1H31V3H30V0H29V2H28L29 4H28V5L32 4V2H33V3H37ZM75 1H76L77 3L74 2V0H62V1H61V0H60V1H59V0H57V1L53 0V1L51 2V4L53 5V4L55 3L54 6H51V5H50V6L52 7V8L50 7V9H51L52 11L55 10L54 12H57V13L54 14V12L49 11L50 14L47 16V19H48V18H49V19L51 18L50 15H52V18H54V20H53V19H50V21H53V22H50L49 20H47V21L50 22V24H53V25H52L53 28H51L52 26L49 24V22H48V23L46 22V23L48 24V27L51 28V30H50V28H49L50 33H51V31H52V33H51V35H52V41L54 40V41H53V42H54L53 45L55 44V45H54V49L57 51V56H56V57H57V60H60V59H61L60 61H62L63 59H66V58H67L66 60H68L69 64L71 63V66L74 65V66H72V68H73V72H74V73H73V78L76 77V78L74 79V81L77 79L75 82H79V81L82 80V79H86V80H83V83H82V82H79V85L81 84L80 86H82V88L84 87V92H85V90L88 91V92L85 93L88 97L84 96V98L86 97L84 100H85V102H86V100H88L87 102H89V104L86 103L87 108H88V106H90V107H89L90 110L93 111V112H92V111H91V112H92L93 114L96 115V116H95V115L93 116V120H94L93 122H96V124H94V127L98 126V129H100L101 126H102V128H101V129H102V132L100 133L101 130L99 131V133L102 134V135H100L99 133L95 132V136L97 137V139H99V140L102 139V140H103V132H104L103 129H105L106 126L104 125V127H103V125H101V124H105V120H101V119L104 117V115H103L102 113L108 112V114H109V118H110V124H111V126L113 125L112 122L114 123V125H117L118 122H119V124H120V125L118 124V126H115L114 128L112 127V129H113V131H114V132H113L114 135H113L112 137H113L114 139H112L110 145H111V144H112V145L115 144L114 146H115V147L117 146L116 149L119 148V150L121 151L122 156H125V155H126L125 158H126V159H129V161L127 160L128 162L131 163L132 159H133V161L137 160V162H135V163H137V164L140 162V163H139L140 167H139V165H138V167H137L138 169H139V168H141V170L143 169V166H141V160L143 161L144 159H147V161H148V158H149V160L152 162V164L150 165L151 162H149V165H150V166L148 167V168H149L148 171H151V170L153 171L154 168H155L154 170H156V172H153V173H155V174H153V173L151 174V172H150L149 175H146V174H145V176H144L143 173H142L143 170H142V171H141V170H140V171H139V170H136V168L134 167L135 164H134L133 161H132L133 164L131 163L132 166H131L128 162H127V164H125V165L123 166V164L126 162V159L124 158L125 161H123L124 163H122V166H121V168H120V169H121V170H120V173H119V168L116 169V170H117V175H118V174L120 175L121 173H125V171H123V168H124V170H125L126 165H127L126 170H128V171H126V173H127V172L130 173V172L133 171L132 173H133L134 175L131 176V173H130L129 175H128V173H127V174H123V176L120 175V176L117 177V176H116V173H115V171H114L113 164L111 163V164H112V165H111V164L109 163V162H110L109 160H111V159H110V158H109V159L106 158V157H111V156H112V153H111L110 149L112 148V151H113L114 146H113V147L111 146V148H109V152H108V149H107V148H108V147H107V144H108V143L105 144V141H106L105 136H104V140H103V141L101 140V142H100V141L98 140L99 143H98V142H97V143H98L99 145H100L102 142H103V144L105 145V146H104V145L102 144V145H100V146H99V145H97V146H99V147L101 148V149H99V153H100V154H99V157H100L102 160L104 159L105 162L103 161V163L106 164V165L104 164V167H105V168L103 169V172H104V171H105V172H108V173H104V175L102 174V168H103V166L100 165L102 160L99 158V159H100V160H99V162H100V163H99V168H101V169H100L101 172H100V170H99V172H100V174L103 176V177H102V182H105V184L103 183L102 185H104V187H105L106 190H110L109 193H107L108 191H106V190L104 189V187H103V188H102V189H103L102 193H104V192H105V193H104V195H102V197L105 196L106 194H107V195H108V194H109V195L111 194L110 196H109V195H108V196H107V195L105 196V199H106L107 202L104 201V197H103V202H104L103 205L105 204V206H106V205L108 204V206H106L105 208H106V210H107V208H110V209L108 210V212L111 211L110 214H112V215L109 214L110 216H112V217H110V216L108 215V212H107V211H106L107 213H106V212L104 213V214H106V215H105V216H106V221L104 222V220H105V217H104L103 222H104L105 225H104L103 222H102V223H101V224H103L102 227H105L106 225H108L109 227L107 226V228H106V227L103 228V229H106V231L103 230L101 236H102V240L106 243V245L108 244V245H107V247H108V251H107V253H106L107 256L109 257V252H111V255H112V256L114 255V257H112V256L110 255V257L108 258V257L106 256V254H105V255H101V256H103V258L101 259V257L98 256L96 253L94 254L95 251H94V252L92 251V258H94V257H96V258L91 259V264H93L94 261H96L94 264H96L98 261H99L100 264H102V263H103V264H104V263H105V264H109V263H110L109 260H111L110 258H112V259H113V258H116V260L113 259V261H116V262H113V261L111 260V262H112L111 264H118V263L121 264L123 261H124L123 264H124V263H125V264H136L137 261L134 262V261H135V260H134L135 258L138 260V262H137L138 264H143V263L145 264V262H146V264H147V259H148V257H147V258L145 257L146 254H147V256H148L149 254H151L152 256H155V252H157V251H158L157 253L161 252V253H159V255H162V257H163L162 259H164L163 261L166 262L165 264H169V263H170V264H185V263H186V264H189V263H187V262H189V260H190V259H193L195 256H197V258H198V259H196V260H195L196 257L193 259V260H195V262L198 261V260H200V261L203 262L204 259H203L202 256H206L207 259L204 257V258H205V262H206V264H208L207 262H209V264H215V262H217L218 259L221 260L222 264H229V263H231V262L233 263V261H234L233 259H234V258L232 257V255H231V257L233 258L232 261H230V258H231V257L228 258L227 255H226V254L229 253V251H231V250H229L230 247L228 248V250L225 249V251H224V250L222 251V249L224 248L223 246H225V248H227V246H229V245L232 243V241L234 242V240H235V236L233 235V233H230V232L227 231L228 234H229V235L232 237V239H233V240H230V242L228 241V243H227V241L225 242V241H223V240H225V238H226L227 240H229V238H231V237L228 236V234H227V236H226V234L224 235V237H223V239H222V242H223V243H224V242L227 243V245H226V244H222V245L220 244V245L218 246V244H217L216 242L211 241V239L214 238V237H212V236L215 235L216 229H217L218 226H219V225L216 226V224H217L218 222L222 221V218H221L222 216L224 217L225 214L229 215V213H227V212H228V211H227V212H225L224 214H222L221 217H219V216H220V215H218V213H219V212H218V211H219L218 209H219V208H218V205H216L217 200H216V201L214 200V198H215L214 196H216V195H212V194H214V193L216 194V192H214V189L212 190L211 187H210V188H211V192H210V194H209V199L206 200V204H205V206H204V208H206V209H205L206 211H204V213H203V215H202V226H203V229H204V234H203V236L205 235V236H204L205 238L202 239V240L205 242V244H204V242L202 241L203 244L201 243L202 245H201V247H200V251H201L202 249H205V248H202L203 245H206V244H207V247H208L211 243L214 245V246H212V244L210 245L212 248L215 247V246H216V247H217V246L220 247V248H218V251H215V250H217L216 248H213V249L211 248L212 250H211V252H210V246H209V248H207L206 246H203V247H206V248L208 249V250H207V249L203 250L202 253L204 254V251H205V254L203 255L200 251H199V253H197V252L195 251V253H193V257H192V255H191L190 251H189V252L187 251V247L185 248V246H187L185 236H187V231L190 230V227L194 228L193 226H194L195 224H194V225H191V224L189 223V217H188V218H187V217H184V218H183V216H184L185 214H186L185 216H188L187 213H186V209H185L186 206H184L185 204H184V205L181 204V207H182V208H180V206H179L180 209H177V212H176V209H175V210H173V209H166V214H165L166 217H162V216L160 215L162 219H160V217H158V216H156V217H157V218H156L157 220H154L153 218H151V219H152V223L154 224V225H151V226L154 227L155 229H158V230H155V231H157V232L153 231V228H152V231H151L152 233L149 234V233H146V232L143 230V232H144V234H143V232H142V228H141V225H142V224H141V221H142V219L140 218L141 215L139 216L140 212H139V210H137V209L140 208V204L142 203V200H143L144 198H145V199L148 198V199H151V200L153 199L151 202H153V204H154V201H155L154 206H155V205H158L157 203H160V202H164V201H166V200H165L166 197H167V194H166V193H168V192H169V189H171V188L174 186L173 189L178 188L179 191L181 192V194H182V193H185V194L187 195V192L189 193V192L192 190L190 193H191L192 195H193V193H196V198H195V199H197V198L199 197L200 193H201L200 190H203V188L205 187V180H204V178L202 179V177H201V178H200L201 180L198 179V177H197V175L195 174V171H194V167H195V166L193 165L194 162H191V161H190V159L194 161L193 154H192V153H193V149H192V145H190V144H191V140H190V138H192V136H191L192 134L190 133V129H187V131L189 132V134H188L187 131H185V130L183 131V128H184V129H185V127L188 128V125H189V124L186 123L187 120H188V122H189V119L186 120L185 117L187 116V113L189 112V105H190V102H191V101H190V100H191V97L189 96L190 93H189V90H188V86L186 85V77L183 76L184 73L181 74V73H182L181 70L184 72V66H183V65H184V62L182 63V60H181L182 58H181L180 60H181V63H182L183 65H182V64L180 65V60H178L179 57H182V55H183V54H182V51L179 52V49H180V48H178V50L176 51V55H177V53L179 52L180 54L178 53V55H181V56H179V57L175 56V58H174L175 65H176V68H175V69H176V72H177L178 74H177V73L174 74V75H173V78H174V76H175V78L177 77V79L175 80V78H174V81H173L174 83H172V85H174V86H173V88H174V87H175V84H176V81H177V84H178V85H177V84H176V85H177L178 87H175V89L177 88L178 90L176 89V91H175V89H173V88L171 87L172 85H170L168 89H169V90H170V89H171V90L173 89L174 92H172L171 90H170V91L168 90V91L166 92V94L169 92L170 94H169V93H168V94H169L170 96H169L168 94H167L168 96H167V95H166V96H167V98L172 96V97L170 98V100L168 99V100L170 101V102L168 101L170 104L172 103V101H173L174 98H175V99L177 98V99H176L177 101H173L174 103H173L172 105L175 104L174 107L176 106V107H178L179 109H180V108L183 109L181 106L186 102L187 104L185 103V104H184V107L187 106V108L183 109L182 111H180L181 109H180V110L178 109V111L181 112V114H183V115H180V118H179V120H178L180 123L177 122V123L179 124V127H176V126H178V124L172 123L173 121L170 122V123H171V126L169 125V126H170L169 128L167 127V126H168L167 124H165L166 126H164V127H163V126L161 127V125H160L161 128H160L159 126L156 125V124L159 123V122H158L159 120H157V118H156V117H157L156 114H158L159 111H158V109H157V102H156V99H154V97H153L152 94H151V93L153 92L152 89L154 88L153 85H154V82H155V79H151V77L153 78V75H154V78H156V75H155V74H157V72H158L157 70H158V68H160V67L157 65L158 68H156V67H157L156 64H154V67H153V63H155V62L157 61V59H156L157 56H156V55H158V54L160 55V53H161V51H162V50L160 49L161 46H160L159 43H161L162 46L164 47L163 44H164V42H165V37H164V35H163V34H164L163 31L166 32L165 30H169V33H168V31H167V32L165 33V35L168 36V37H169V36L171 37V36L174 35V33H175L176 30H177V27H176V23H177V18H176L177 15H176V14H177V13L175 12V11H176L175 7H173L175 11H174V10L172 9V7H171L172 12H170L171 10H169V13H170L171 15H167V16H169V17H168V20H167V23L169 24V22L172 20L173 23H172V24L170 23L169 26H170V27L172 26L173 28H172V27H171V28H170V27H166V26H168V25L165 26V24H167L166 21H165V22H164L165 24H163V26H164V28H166V29H164L162 25H161V27H160V28H162V29H160V28H158V24H159V22H161V19L159 18V17H160V16H159V13L157 14L158 11H157V9H156V6H153V5L151 6V5H150V2H151V4L153 3V4L155 5V2H158V0H157V1H155V0H154V1H151V0H150V2H149V0H146V2H145V0H143L144 2H141L142 0H138V1H135V0H134L135 2H134L133 0H130V1H129V0H128V1H127V0H123V1H122L123 3H122V4L120 3V5H115V4H117L116 2H118V4H119V2H121V0H110V1H108V0H98V2H93V3H92L93 0H90V1H89V0H75ZM95 1H97V0H95ZM106 1L108 2V3H107V6H108L109 3H110V5H111V9H110V6L106 8ZM132 1H133V2H132ZM56 2H58V3H56ZM59 2H60V3H59ZM62 2H63V3H62ZM112 2H113V4H112ZM136 2H138V4H135ZM61 3H62V4H61ZM89 3H90V4H89ZM91 3H92V5H93V4L96 5L95 7H97L98 10H97V8H95L94 6H92V8H95L97 11H96L95 9H91V10H90V7H91L90 5H91ZM114 3H115V4H114ZM126 3H127V4H126ZM140 3H141V5H140ZM142 3H143V4H142ZM144 3L147 4L148 6H147V5H144ZM56 4H57V5L59 4V5H61V6L58 8L59 5L57 6ZM74 4H75V5H74ZM98 4H99V6H98ZM129 4H131V5H129ZM134 4L137 5V6L134 7V6H135ZM33 5H34V4H33ZM31 6H32V5H31ZM76 6H77V8H76ZM113 6H114V7H113ZM121 6H122L125 10H122V9H121ZM141 6H142V7H141ZM145 6H146L147 8H146ZM125 7H126V8H125ZM140 7H141L143 10H146V9H147V10L144 12L143 10H141ZM143 7H144V8H143ZM74 8H75V9H74ZM112 8H113V10H112ZM118 8H119V9H118ZM148 8H149V9H148ZM57 9H58V10L60 9V10H59L60 12H58ZM106 9H107V11H106ZM108 9H110L112 12H114V15H113V13L109 10V11L111 12V14H110V12H108ZM127 9H128V10H127ZM150 9H151L152 11H149V12H148V10H150ZM56 10H57V11H56ZM75 10H76V11H75ZM93 10H95V11H93ZM121 10H122V11H121ZM129 10L131 11L130 13L128 12ZM73 11H74V12H73ZM91 11H93V12H91ZM119 11H120V13H119ZM126 11H127V12H126ZM138 11H139V12H138ZM141 11H142V12H141ZM155 11H157V12H155ZM76 12H77V13H76ZM94 12H99V17H98V18H97L96 15H95V14H97V13L94 14ZM107 12L109 13V15L107 14ZM123 12H124V13H123ZM133 12H134V13H133ZM147 12H148L149 14H148ZM151 12H154V13H151ZM174 12H175V13H174ZM52 13H53V14H52ZM73 13H74V14H73ZM75 13H76L77 15H75ZM116 13H117V14H116ZM121 13H122L123 15H121ZM126 13H127V14H126ZM131 13H132V14H131ZM139 13H140L141 15H139ZM150 13H151V14H150ZM92 14H94V16H93ZM105 14H106V15H105ZM118 14H119V15H118ZM128 14H129V15H128ZM130 14H131V20H130V17H126L127 15L130 16ZM135 14H138V15H135ZM156 14L158 15V20H159V21L157 20V17H156V16L153 18V19H155V20H153V19H148V20H147V18L153 17V16L156 15ZM102 15H103V16H102ZM104 15H105V16H104ZM112 15H113V16H112ZM124 15H125V16H124ZM134 15H135V16H134ZM17 16H18V15H16V16L14 17V19H13V21L11 22L10 25H12L13 23L16 22V17H17ZM97 16H98V14H97ZM100 16H102V17H100ZM106 16H108V17H106ZM115 16H116V19H115L116 22H115L114 19H113V18H115ZM123 16H124L125 18H124ZM132 16H134V17H136V16L140 17V18L136 17V18H138V20L134 18V19L136 20L135 23H137V22H138V24L140 23V24H139L140 28H138V24H136L135 28L137 29V31L135 32V28L132 29V30H134V32H135V34H134L133 36H135V35L137 34V32H138V33H139L138 35L140 36V37L138 36L139 38H138L137 36H135L134 38H131V37H132V34L134 33V32H132V31H131L132 34H131V32L129 33L130 38H129L128 34H127V33L129 32V30H131V28L134 27V26H133L134 23L131 22V21L133 20V17H132ZM144 16H147V18L144 17ZM149 16H150V17H149ZM175 16H176V17H175ZM94 17H95L96 19H99L100 21H99V20H96ZM120 17H121V18H120ZM91 18H92L93 20H92ZM105 18H107L108 20L105 19ZM122 18H123V20H122ZM127 18H129V20H128ZM145 18H146V19H145ZM174 18H175V22L173 21ZM71 19L74 20V22H75V20H76V23L72 22ZM90 19H91V20H90ZM104 19L107 21V23L105 22ZM124 19H125L126 21H125ZM140 19H142V21L144 20L142 23H144L145 25H144V24H142L143 26L141 25V20H140ZM169 19H170V20H169ZM110 20H111V21H110ZM127 20H128V21H127ZM145 20H147V22L149 23V26H148V23H147ZM150 20H151V22H150ZM108 21H110V23H109ZM112 21H113V22H112ZM121 21L124 22V23H122ZM155 21L158 22V23H156ZM95 22H96L97 24H96ZM114 22H115V23H114ZM117 22H118V23H117ZM128 22H129V24H128ZM152 22H154V25H150V23L152 24ZM70 23H71V24L73 23V24L70 25ZM77 23H79V25H78ZM105 23H106V26H108V27L105 26ZM112 23H113V25H112ZM125 23L128 24V25H126ZM146 23H147V26H148V30L151 28L150 31H149V32H151V34H155L156 30L153 31V29H155V28L157 27L158 30H159V32H156L157 35H156V34H155V35H156V37H157L158 35H159V36L161 35V37H164V38H162L163 40H162L161 38H159L160 41H159V39L157 40V38H158L159 36H158L157 38H155L154 35H153V37H152V35L150 36L148 30L144 29V27L146 26ZM82 24H84L85 27H86L87 25H93V26H90V27L87 26V27H88V28L86 27V29L88 30V31H87L86 29H85V30L83 29L84 26H82ZM102 24H104V27H105V28L102 26ZM122 24H125L127 27L124 26V25H122ZM130 24H131V25H130ZM69 25H70V26H69ZM76 25H77V26H76ZM96 25H97V26H96ZM99 25H100V26H99ZM110 25H111V27H110ZM120 25H121V26H120ZM129 25H130L131 28L129 27ZM173 25H175V26H173ZM68 26H69V28H70V27L73 28L74 26H76L78 29L80 28L79 30H77V28L75 29V27H74L73 29H71V30L73 31V33H74L75 30L77 31V32H75V33H78V31H80L81 34L79 33V36H80L79 41H78V39H77V38H79V37L77 36V34H76V35L74 34V37H73V33L69 30ZM115 26H116V27H115ZM147 26H146L145 28H147ZM82 27H83V28H82ZM100 27H102V28H100ZM109 27H110L111 29H110ZM122 27H123V28H122ZM125 27H126V28H125ZM153 27H154V28H153ZM89 28H90V29H89ZM95 28H96V29H95ZM115 28H116V30H114ZM124 28L126 29L125 31H127V33L125 32L126 34L124 33V35H127V36L124 37V35H123V33H122V35H123V37H122L120 31H121V29L124 30ZM127 28H129V30H128ZM141 28H142V30H141ZM65 29L68 30V32H70V33H69V36L67 35L68 33H66L67 31H66ZM91 29H92V31H91ZM93 29H94L95 32L93 31ZM104 29H105V30H104ZM138 29L141 31V33H140V31H139ZM81 30H82V32H81ZM83 30L86 31L85 33H86V36H87V37L84 36L85 34L83 35V32H84ZM100 30H101V32H99ZM118 30H119V32H118ZM144 30H145L146 33L149 35V37H151L150 40H149V37H147L148 35H146V33H145ZM89 31H90V32H89ZM104 31H105V32L107 31V32H106V34L103 36ZM110 31H111V33H110ZM113 31H114V32L117 31V32L114 33ZM142 31H143V32H142ZM173 31H175V32H173ZM87 32H88V33H87ZM92 32H93V33H92ZM98 32H99V33H98ZM102 32H103V33H102ZM122 32H123V31H122ZM153 32H154V33H153ZM160 32H161V33H160ZM170 32H172V33H170ZM91 33H92V34H91ZM94 33H96L95 35H97L96 38H95V35H94V37L91 36V37L89 38V36H90V35H93ZM112 33H113V34H112ZM119 33H120V34H119ZM159 33H160V34H159ZM61 34H62V35H61ZM63 34H64V35H63ZM71 34H72V36H71ZM89 34H90V35H89ZM99 34H100V35H99ZM114 34H115V35H114ZM116 34L118 35L117 37H116ZM130 34H131V35H130ZM167 34H168V35H167ZM82 35H83L84 38L86 37V38H85V39H86V41H85L86 43H84V41H83V43H81V42H82L81 39L85 40L84 38L81 37ZM106 35H107L110 39H109ZM59 36H60L61 38H60ZM63 36H64L65 39L62 38ZM66 36H67V37H66ZM75 36H77V38H75ZM98 36H100L101 39H103L102 37H104V38H108V39H103V41H100L101 39H99L100 37H98ZM110 36H111V37H110ZM142 36H146V39H148V41H145V43H146V44H145V45H146L145 49H147V50L144 49V50H145V53L143 52V55H142L143 57L141 56L142 59L145 58L144 55L146 56L145 59H147L148 55L146 54V52H147V53H150V56H153V54H154V56H153L152 58H151L150 56H149L150 58H148V59H151V61H150V60L145 61V59L142 60L141 57L139 58V62L141 63V64H139V66H141V68H144V69L146 68V67H145L146 65L144 66V63H145V62H146L145 64H147V62H148L147 65H149L148 68H146V70L144 71V72H145V74H144V75H145V76H144L145 78H144V79L147 80V84H146V83L144 84L143 81H141V80H144L143 77H142L141 80H139V81L136 80L134 83H132V84H135V85H132V87L129 88V90H127V88H126L125 86H124V87H123V86L119 87V86L117 85V83H115V81H116L115 79H116L117 76L120 74V72H121V74H122V71H123L122 66L125 67V64H126V60H125V58H126V55H128L127 53H128V52H129V53L132 52L131 47L133 48V46H134L133 44H134V43H135V48H137V47H136L137 45L141 44V43H140V42H141L140 39H141ZM58 37H59V38H58ZM71 37H73V39H72ZM126 37H127V38H126ZM67 38H70L72 42L70 41V39L68 40ZM88 38H89V39H88ZM94 38H95V39H94ZM113 38H116V40L114 41ZM123 38H124V40H125V38H126V41H124ZM135 38H137V39H135ZM152 38H153L154 40H152ZM61 39H63V40H62L61 43H60L59 40H61ZM76 39H77V40H76ZM92 39H94V40H92ZM119 39H121V41L123 40V41H122L123 44H120V40H119ZM132 39H133V40H132ZM138 39H139L140 41H139ZM64 40L66 41L65 44H64V42H65ZM87 40H88V42H87ZM89 40H90V41H89ZM95 40H97V42H96L97 44L95 43ZM104 40H105V43H103ZM108 40H109V41H108ZM130 40H132V41L135 40V41H134V43H132V41L130 42ZM137 40H138V41H137ZM156 40H157V41H156ZM161 40H162V41H161ZM107 41H108L109 43H108ZM152 41L154 42V45H153L152 43H151V44L153 45V47L155 46V47H154L155 50H154V48L151 46V44L149 43V42H152ZM158 41H159V42H158ZM74 42H75L76 44H78V46H76ZM89 42H90V43H89ZM92 42H93V43H92ZM99 42H100L101 44H100ZM111 42H112V43H111ZM122 42H121V43H122ZM127 42H128V43H127ZM137 42H138L139 44H137ZM147 42L150 44V46H148ZM162 42H163V43H162ZM58 43L61 44V45L63 46V47H62L61 45H59V47L61 46V47H60V50L58 49V48H59V47H58ZM62 43H63L64 45H63ZM69 43H74L75 46H74L73 44L69 45ZM88 43H89V44H88ZM94 43H95V45H94ZM102 43H103V44H106V47H102V46H101L103 49H101V48L98 46L99 44H100V45H103ZM114 43H115V44L117 43L119 46H118V45L115 46ZM130 43H131V44H130ZM67 44L69 45V46H68L69 49L67 48ZM107 44H109V45H107ZM110 44H113L114 46H113V45H110ZM129 44H130V45H129ZM136 44H137V45H136ZM65 45H66V46H65ZM72 45H73V46H72ZM79 45H80V46H79ZM81 45H82V47H83V45H84V47L86 48V51H87V52H86V51H85V48L83 47L84 50H82L81 52L84 51V55L80 52V49H82ZM85 45H86V46H85ZM92 45H93V46H96V45H97V46L99 47V49L97 48V46H96V49H94V47H93ZM125 45H126V46H125ZM131 45H133V46H131ZM70 46H72L73 49H72V47H70ZM103 46H105V45H103ZM112 46H113V48H114V47H115V48L113 49ZM147 46H148L149 48H148ZM64 47H65V48H64ZM74 47H76L75 49H76V50L78 49L79 51L77 50V51H78V52H77V51L74 49ZM77 47H78V48H77ZM87 47H88V48H87ZM117 47H118V50H117ZM123 47H124V48H123ZM138 47H139V46H138ZM151 47H152V48H151ZM156 47H158V48H156ZM163 47H162V49H163ZM61 48H62V49H61ZM63 48H64V49H63ZM105 48L107 49V52H108V54L105 55V56H107V57H105L104 54H103V50H104V53H105V54L107 53V52H105V50H106ZM121 48H122V50H121ZM65 49H66V50H65ZM97 49H98V50H97ZM100 49H101V50H100ZM110 49H111V50L113 49L114 51H113V50L111 51ZM115 49H116L117 51H116ZM148 49H149V52H148ZM152 49H153L154 51H156V52H157V51H159V52H158V53L153 52V54H152V53L150 52V51H153ZM55 50H54V51H55ZM67 50H68V51H67ZM73 50L75 51V53H76V52H77V53H80V55H77V53L75 54V53L73 52ZM96 50H97V51H96ZM130 50H131V51H130ZM133 50H134V49H133ZM160 50H161V51H160ZM56 51H55V53H56ZM59 51L62 52L61 55H60ZM94 51H96L98 54H97V53H94ZM118 51H119V52H118ZM120 51H121V52H120ZM126 51H127V52H126ZM100 52H102L101 54H102L103 56L100 54ZM113 52H114V53H113ZM124 52H126V53H124ZM134 52H136V49L134 50ZM134 52H133V53H134ZM70 53H71V54L73 53V55H71ZM85 53H86V54H85ZM110 53H111L110 56H111L112 61H111V59H110V56H108ZM118 53H120V54H118ZM64 54H66V55H65L66 57L64 56L65 58L63 57ZM67 54L69 55V57L67 56ZM94 54H95V55H94ZM96 54H97V55H96ZM114 54H115L116 56H115ZM117 54H118V55H117ZM122 54H124V55H122ZM155 54H156V55H155ZM99 55H100V56H99ZM121 55H122V56H121ZM71 56H72V57H71ZM85 56H86L87 58H86ZM95 56H97V57H95ZM98 56H99V57H98ZM101 56H102V59H100ZM112 56H113V58H112ZM155 56H156V57H155ZM62 57H63V59H62ZM77 57H79V58H77ZM103 57H104V58H109V60L107 59V63H106V60H105ZM122 57H123V58H122ZM69 58H70V59H69ZM75 58H76V59H75ZM81 58H82V59H81ZM96 58H97L98 60L100 59V61H99L100 63H99L98 61H97V62L95 61ZM121 58H122V59H121ZM154 58H155V61L152 62V59H154ZM176 58H177V59H176ZM71 59H74V60L72 61ZM77 59H78L79 61H80V60L83 61V62H82V65L80 64L81 61L78 62ZM83 59H84V60H83ZM117 59H118V61L121 59L120 62H118ZM123 59H124L125 61H124ZM104 60H105V61H104ZM140 60H141V61H140ZM177 60H178V61H177ZM74 61H75V62L77 61V62H76L77 65H76V63H75ZM86 61H87V62H86ZM110 61H111L112 63L114 62V63H113L114 65H113L112 63H110ZM142 61H143V63H142ZM144 61H145V62H144ZM183 61H184V60H183ZM85 62H86L88 65H90V66H88ZM103 62H104V63H103ZM108 62H109V63H108ZM121 62H123L124 65H123V63H121ZM83 63H84V65H83ZM98 63H99V65H98ZM117 63H119V64L117 65ZM176 63H177V64H176ZM85 64H86V66H85ZM101 64H102V65H101ZM111 64H112V65H111ZM178 64H179V67H178ZM75 65H76V66H75ZM78 65H79V66H78ZM92 65L94 66V67L92 68L93 71H90V70H92V69H91V66H92ZM95 65H96V66H95ZM100 65H101V67H100ZM103 65H104V66H103ZM106 65H107V66H106ZM108 65H109V66H108ZM110 65H111V67H110ZM119 65H122V66H119ZM150 65H151V67H150ZM80 66H81V67H80ZM83 66L86 68L87 72H85V69L82 68ZM112 66H113V67H112ZM115 66H117V67H115ZM87 67H88V69H87ZM95 67H96V68H95ZM149 67H150V68H149ZM182 67H183V69H181ZM98 68H99V71L102 69V70H101L102 72H101V71L99 72V71H98ZM112 68H113V69H112ZM152 68H153V69L155 68V69L153 70ZM75 69H77V70H75ZM95 69L97 70L96 73H95ZM103 69H104V70L108 69V70H106V71H107V72H106V71H104ZM109 69H110L111 71H110ZM149 69H150V71H149ZM156 69H157V70H156ZM177 69H178V71H179V70H180V71L178 72ZM81 70H82L83 72L79 73L78 76H76L77 74H75V73H78V72H80ZM117 70H118V72H117ZM121 70H122V71H121ZM147 70H148V74H147ZM152 70H153V75L151 74ZM155 70H156V71H155ZM89 71H90L91 73H90ZM103 71H104V72H103ZM108 71H109V72H108ZM154 71H155V72H154ZM92 72H94L93 74H96V75H93V77H92V75H91ZM111 72H112V73H111ZM82 73H83V74H84V73H85V74H86V73H89V74L83 75ZM99 73H100V74H99ZM106 73H108V74L106 75ZM110 73H111V74H110ZM114 73H115V75H114ZM116 73H117L118 75H117ZM179 73H180L181 75H180ZM112 74H113V75H112ZM146 74H147V75H146ZM150 74H151L152 76L149 77L148 75H150ZM74 75H75V76H74ZM81 75L84 76V77H83V78L80 77ZM89 75H90V76H89ZM100 75H102V77H103V76H104V77L101 78ZM111 75H112V77H111L110 83H108L110 78H109L108 81H107V79L105 78V76L108 78V77L111 76ZM116 75H117V76H116ZM178 75H179V76H182L183 78L185 77V78H184V82H183V80L179 79V78H182V77H178ZM85 76H87V77L89 76V78H92V79L89 80L87 77L85 78ZM147 76L150 78L151 81L149 80V78L147 79ZM94 77H95V78H94ZM79 78H82V79H79ZM97 78H99V80H100V78H101V81L99 82V80H98ZM183 78H182V79H183ZM87 79H88V81L90 82V84H89V82L87 81ZM95 79H97L96 82H95ZM104 79H105L106 81H105ZM91 80H92V83L95 84L94 86H96V87H94V86L91 84ZM112 80H113L114 82H113ZM145 80H144V82H146ZM148 80H149V81H148ZM178 80H180L181 82H179ZM84 81H86V83H88L89 85L86 84ZM103 81H105V83H104ZM152 81H154V82H152ZM102 82H103V84H105V85H107V86H108V84H109L110 88L106 89L107 86L103 85ZM106 82H107V83H106ZM111 82H112V84H111ZM137 82H139V83L142 82V84L139 85V83H138V84L136 85ZM182 82H183V85H182ZM97 83H98V84H97ZM99 83H100V85H99ZM113 83H115L116 85L113 84ZM148 83H149V84H148ZM151 83H152V84H151ZM179 83L181 84V86H184V85H185L184 87H186L187 90H186L184 87H182L183 89L180 90V89H181V86H180ZM83 84H84V85H83ZM85 84H86V85H85ZM101 84L103 85V87H102ZM110 84L113 85L112 87H115V86L117 87V88H114V91L112 90L113 92L110 90V89H113V88L111 87ZM87 85H88V86H91V87L93 86V87H94V88H93L94 90H93L91 87L89 88ZM97 85L100 86V87H98ZM114 85H115V86H114ZM142 85H143V87H144L145 89L147 88V89L145 90V92H144V88H142ZM144 85H145V86H144ZM146 85H147V86H146ZM149 85H150L151 87H150ZM109 86H108V87H109ZM135 86H137V88H136ZM139 86L141 87V88H140L141 90H139V88H138ZM148 86H149V87H148ZM122 87H123L124 89H122ZM133 87H135L136 90H135ZM170 87H171V88H170ZM179 87H180V88H179ZM95 88H97V89H95ZM98 88H99V90H98ZM103 88H104V89H103ZM101 89L104 90V91H103L104 93H102V94H107V96H105V95H100V94H101L100 92H102ZM117 89H118V90H117ZM121 89H122V91H123L124 94H121V93H122ZM132 89H133V91H132ZM148 89H149V90H148ZM150 89L152 90V92H150V91H151ZM184 89H185V90H184ZM90 90H91V91L93 90V92H96V93L93 94V92H91V94H90ZM105 90H107V93H106ZM108 90H110V92H109ZM115 90H116V91H115ZM130 90H131V91H130ZM134 90H135V92H134ZM147 90H148L149 93L147 92ZM97 91H99V92L97 93ZM125 91H126V92H125ZM139 91H140L141 94L138 93ZM142 91H143V92H142ZM177 91H179V92H177ZM108 92H109L110 95L108 94ZM129 92H130V93L132 92V93H133V96L136 95L135 97H137V95L139 94L138 98L133 97V100H134L137 104H136L134 101H132V99H128V98H131V97H132V93H131V96H130V97H129V95H127V94H129ZM176 92L178 93V94H177L178 97H177V95H176V97H174V95L176 94ZM181 92L183 93V94H182L183 97H182V95H181ZM184 92H185V93H184ZM87 93H89L90 96H89V94H87ZM114 93H115V94H114ZM117 93H118V94H117ZM134 93H136V94H134ZM142 93H145V96H144ZM171 93H172V94H171ZM174 93H175V94H174ZM187 93H189V94H187ZM98 94H99V95H98ZM173 94H174V95H173ZM91 95H96V96H91ZM108 95L110 96V98H109ZM114 95H117V97L114 96ZM122 95H123V97H125L124 95H126V96H127L126 99H124V98L122 97ZM147 95H149V96H147ZM185 95H187V96H185ZM101 96H102V97H101ZM104 96L106 97V99H105ZM112 96H113V98H111ZM119 96H120V97H119ZM180 96H181V98H180ZM184 96H185L186 98H184ZM99 97H100V98H99ZM118 97H119V99H118ZM147 97H148L149 99H151L150 97H152L153 99H151L150 101H149V100H148V101H145V100L148 99ZM189 97H190V98H189ZM208 97H209V96H208ZM61 98H62V96L58 99V101H59V100L61 101ZM98 98H99L100 102H99ZM103 98H104V99H103ZM162 98L165 99V101H164V99H163V101H164L165 104H166V103H167V102H166V101H167V100H166L167 98H166L165 96H164V97L161 96V99H162ZM210 98H211V97H210ZM63 99L65 100V102H64V101H61V102H64V103L66 104V103H67L66 98L63 97ZM63 99H62V100H63ZM111 99H112V100L114 99V100L112 101ZM137 99H138V100H137ZM141 99L144 100L145 102H147L149 105H150V103H151V105L153 106L154 109L152 108V109L150 110L149 107H152V106H151V105L149 106V105H148L147 103H145V102H144V103L147 104V106H146L144 103H141V101H142ZM159 99H160V97H159ZM171 99H172V100H171ZM175 99H174V100H175ZM181 99H182V100H181ZM208 99H209V98H206V101H207L208 105H212V106L214 105V110H216L215 105H216V102H218V101H214V100L212 101V100H208ZM97 100H98V102H97ZM101 100H102V102H101ZM107 100H108L109 102H108ZM115 100H116V101H115ZM118 100H119V101H118ZM124 100H125V101L127 100L126 104L128 103V104H129V107H128V105L125 104ZM139 100H141V101H139ZM152 100H153L154 102H156V103H154ZM180 100H181V102H182L181 106L179 105L180 102H178V101H180ZM186 100H187V101H186ZM60 101H59V102H60ZM117 101H118V102H117ZM128 101H129L131 104H130ZM151 101H152V102H151ZM61 102H60L59 104H61ZM111 102H113V103H111ZM119 102H120V103H119ZM123 102H124V103H123ZM133 102H134L135 104H133ZM138 102H139V104H138ZM142 102H143V101H142ZM209 102H210L211 104H210ZM213 102H215V103H213ZM64 103H63V105H65ZM116 103H117V104H116ZM169 103H167L166 106H168ZM177 103H178V105H179L180 107L177 105ZM191 103H192V102H191ZM207 103H206V104H207ZM59 104H58V105H59ZM113 104L116 106L115 108H116L117 110L114 108L116 111H115L114 109H112V108L114 107ZM132 104H133V105H132ZM141 104H142V106H141ZM58 105H57V107H58ZM67 105H68V103H67ZM67 105H66V108H68V106H69L70 104H69L68 106H67ZM96 105H97V106H96ZM120 105H121V106H120ZM124 105H125V106H124ZM131 105H132V106H131ZM137 105H138V106H137ZM172 105H171V106H172ZM208 105H205V107H208V109H211V108L213 109L212 106L209 107ZM70 106H71V105H70ZM95 106H96V107H95ZM118 106H119V107H118ZM133 106H134V108H132ZM139 106H141V107H139ZM30 107H31V106H30ZM60 107H62V104L60 105ZM98 107H99V109H98ZM101 107H102V108H101ZM111 107H112V108H111ZM123 107H124V108H125V107L127 108V110H126V108H125V111H127V113H124L125 111H124V108H123ZM138 107H139V109H138ZM143 107H144V108H143ZM174 107L171 108V107L168 106V110H172V109L174 110ZM176 107H175V108H176ZM63 108L66 109L65 106H63ZM63 108H58V109L60 110V109H63ZM89 108H88V109H89ZM122 108H123V110H122ZM131 108H132V109H131ZM28 109H30V108L28 107ZM64 109H63V110H64ZM68 109H72V110H68ZM68 109H66L68 113H69L70 111H71V114L74 113V111H73L74 109H73L72 107H69ZM101 109H102V110H101ZM111 109H112V110H111ZM120 109H121V110H120ZM146 109H148V110L146 111ZM59 110H58V114H57L56 117H57L58 119H59V117H60V119H59V120H58V119H55L56 122L53 120V121L55 122V124L53 123V121H51V122H52V127H53V124L56 125L57 122H58V124H59V122L61 123L62 119L64 118V115H65V114H63V118H61V116H62L61 114L64 113V111L66 112V110H64V111L61 110V111H63L62 113H61V111H59ZM105 110H106V111H105ZM128 110H129V111L132 110L133 114H130L131 112H129ZM154 110H155V112H154ZM204 110H207V108H206V109L204 108ZM72 111H73V113H72ZM112 111H113V112H112ZM119 111H120V113H116V112H119ZM123 111H124V112H123ZM149 111H150V112H149ZM56 112H57V109H56ZM94 112H96V113H94ZM100 112H101V113H100ZM148 112H149V113H148ZM186 112H187V113H186ZM59 113H61V114H60L61 116H59ZM68 113L66 114V118H65L66 120L63 119L65 122H67V118L70 116V114H68ZM99 113H100V114H99ZM134 113H135V115H134ZM146 113H147V114H146ZM151 113H154L155 115H154V114L152 115ZM185 113H186V115H185ZM93 114H92V115H93ZM101 114L103 115V117H102ZM106 114H107V113H106ZM113 114H114L115 116H114ZM118 114H120V115H118ZM124 114H126L127 116L124 115ZM128 114H129V115H132V116H128ZM148 114H149V115H148ZM74 115H75V114H74ZM97 115H98L100 118H101V117H102V118H101V119L98 118ZM100 115H101V116H100ZM111 115H113V117H112ZM138 115H139V116H138ZM144 115H145L146 117H144ZM184 115H185V116H184ZM58 116H59V117H58ZM67 116H68V117H67ZM116 116H117V118H116ZM136 116L138 117V119H139L140 116H141V118H140V120H139V121H140V125H139L140 128H138L139 131L137 132V133H138V134H137L138 137L135 136L136 139H134L135 137L132 138V139H130L129 136H128V134H127V132L125 131L124 134H123V132H124V130H126V126H127L129 123L133 122V121H131L133 117H134V118H133L134 121L137 120V118H135ZM147 116H148V117H147ZM150 116H151V117H150ZM153 116H154V118H156V120H157L158 123H155L156 120H155L154 118H152ZM183 116H184V117H183ZM56 117H54V118H56ZM114 117H115V118H114ZM124 117H125V119H124ZM54 118H53V119H54ZM69 118H70V119L73 118V120H71V122H69V123L67 122L68 124L71 123L72 126L69 125V126H71L70 129H69V126H67L68 128H66V129H68V131L70 130V133L66 130V131H67L66 134L68 133V136H67V138H65V139H66L68 142H70V143L67 142V145L70 144V145H69L70 147L66 145V146H67L66 148H69V149H68V150H69V155H71L73 152H74V153L77 152V154H75L73 157H71V158H72V161L74 160L75 162H74V161H73V162L76 163V160H75L76 158H77V161H79V160H78L79 157H76V155H78V154L80 155V153H81V149H82V146L78 144V143L81 142V139H80L81 137L79 136V133H78V126H77V124H78L77 122H78V121L75 120V119L77 118L76 115H75L74 117H73V115H72V116H70ZM69 118H68V119H69ZM113 118H114V119H113ZM147 118H148V119H147ZM151 118H152V119H151ZM181 118H184V119H183V122H182V119H181ZM186 118H187V117H186ZM77 119H78V118H77ZM104 119H105V118H104ZM116 119H117V120H116ZM122 119H123V120H122ZM129 119H130V120H129ZM145 119H146V120H145ZM57 120H58V121H57ZM97 120H98L99 123L101 122V123H100V126H99V123L97 122ZM100 120H101V121H100ZM112 120H113V121H112ZM114 120H115L117 123H115ZM68 121H69V120H68ZM72 121L76 122V124H74V122H72ZM123 121H124V122H123ZM125 121H126V122H125ZM143 121H144V122H143ZM145 121H146V122H145ZM150 121H151V124H152V125L150 124ZM185 121H186V122H185ZM121 122H122V123H121ZM152 122H153V123H152ZM184 122L186 123V125H184V124H185ZM97 123H98V124H97ZM123 123H125V124H123ZM182 123H183V124H182ZM122 124H123V125H122ZM146 124H149L150 127H149V125L147 126ZM173 124L175 125V127H172ZM180 124H181V125H180ZM114 125H113V126H114ZM124 125H125V126H124ZM153 125H154V126H153ZM155 125H156V128H155ZM174 125H173V126H174ZM56 126H58V127H55V126H54V127H55V129H56V131H57V133H58V135H59V132H60V131H59V126H60V124H59V125H56ZM75 126H76V128H75ZM52 127L50 126L51 131L49 132V134H50V133H53V132L56 133V131H53V130H52V129H54V128H52ZM116 127H120V128L122 127L121 129H123V130L120 131L121 129H119V128H117V130H116ZM147 127H149L150 129H151V127H152V129L154 128L155 130H154V129L152 130V131H155L154 133H156V131L159 132V136L162 137V139H161V138H159V139L164 140V142H163V141L161 142L159 139H158L159 142L157 141V138H158L159 136L156 137V134H157V133H156V134H154V139H156V140L153 141L154 143L152 144L151 141L149 140V138H150V137H149V131H150V129L147 128ZM158 127H159V128H158ZM166 127H167L168 129H167ZM181 127H182V129H179V128H181ZM72 128H73V129H72ZM71 129H72V130H71ZM74 129H76L77 132H76V130H75V132H74ZM95 129H96V131H98L97 127H96ZM118 129H119V131H120V133H119L120 135H117V134H118V133H117V132H118ZM148 129H149V130H148ZM165 129H166L167 132L165 131ZM176 129L181 130V132H180L181 134L184 132L183 135H181L183 140H185V139L187 138V134H188V137L190 136V137L188 138L189 140L186 139V140H187V141L185 140L186 143H185V142H182V145H181V146H177V144L175 143V135H173V134H175L176 132L174 133L173 130L176 131ZM141 130H142V132H141ZM168 130H169V132H168ZM170 130H171L173 133H172V132L170 133ZM52 131H53V132H52ZM71 131H72V132H71ZM94 131H95V130H94ZM161 131H162V132L165 131V132H163V133H165V134H163ZM121 132H122V133H121ZM160 132H161L162 134H161ZM185 132H187V134H186ZM55 133L51 134V135H55V136L52 137V136L50 135V139H49V144H50V143H51V144L56 143V145H51V144H50V147H51V148L49 147V149H50V150H51V149H52V150L54 149L53 151H50V150H49V151L51 152V156L53 155L52 152L56 153V151H57L56 149H58V141H57L58 139H56V137H59V136H56ZM72 133H73V134L76 133V135H75L76 137H75V138H74V136H72V135H73ZM96 133H97V134H96ZM140 133H141V135H142V136H141L142 138L140 137V139H141L142 141L139 139V134H140ZM142 133L145 135L144 138H143L144 135H143ZM71 134H72V135H71ZM98 134L100 135L101 138L99 137ZM125 134H126V136H123V135H125ZM184 134H185V136H184ZM116 135L119 136V139H117V136H116ZM157 135H158V134H157ZM167 135H168V136H167ZM122 136L125 138V140L127 139L128 141H127V140H126V141L123 140L124 138H122ZM147 136H148V138H147ZM164 136H165V137H164ZM72 137H73V138H72ZM120 137H121L122 140L120 139ZM163 137H164L166 140H165ZM170 137H172V138H171V139H167V138H170ZM183 137H184V138H183ZM51 138H55V139L53 140V139H51ZM69 138H71V139H69ZM78 138H79V139H78ZM97 139H96V140H97ZM137 139H138V140H137ZM146 139H148V140H146ZM52 140H53V141H52ZM71 140H74L75 143H74L73 141H71ZM113 140H114V142H113ZM118 140H120V141H118ZM143 140H144V142H143ZM167 140L172 141L173 144H172V142H170V141L167 142ZM183 140H182V141H183ZM50 141H51V142H50ZM54 141H55V142H54ZM115 141H116V142L118 141V143H116ZM122 141H125V143H124V142L122 143ZM149 141H150V142H149ZM156 141H157V142H156ZM165 141H166V143H165ZM188 141H190V143H188ZM52 142H53V143H52ZM76 142H77V143H76ZM120 142H121V143H120ZM126 142L129 143L130 148H129V146H127ZM135 142L138 143V144H136ZM148 142H149V143H148ZM155 142H156V143H155ZM130 143H132V144H134V145H138V146L140 145L139 147H141V144H142V143H143V144L145 143V145L142 144V146H143L144 148L141 147V148L143 149V151H142L141 148L139 149V147H137V149H136V150L139 149V152L141 151V154L135 152L136 150H134V149H135L136 147H135L134 145H131ZM159 143H160V144H159ZM161 143H163V144H161ZM164 143H165V144H164ZM168 143H169V144H168ZM74 144H75L76 146H75ZM148 144H149V145H148ZM151 144H152V145H151ZM156 144H157V145H156ZM158 144H159V146H160L159 149H158ZM73 145H74V146H73ZM146 145H148V146L150 147V149H151V146L153 147V146L155 145V146H154V147H155V150H153V149L149 150V148H148ZM168 145H169V146H168ZM170 145H172V146H170ZM184 145H185V146H184ZM189 145H190V146H189ZM56 146H57V147H56ZM71 146H72V147H71ZM77 146H78V147L81 146V147H79V149H77V148H78ZM101 146H104V148L101 147ZM126 146H127L129 149L126 148ZM162 146H164V147H162ZM166 146H167V147H166ZM182 146H183L184 148H183ZM188 146H189L190 148H189ZM33 147H35V146H33ZM37 147H38V146H37ZM52 147H55L56 149H55V148H52ZM73 147H75V148L73 149ZM105 147H106V148H105ZM122 147H123V149H122ZM124 147H125V148H124ZM133 147H135V148L132 149ZM154 147H153V148H154ZM165 147H166V148H165ZM170 147H171V149H174V150H171ZM179 147H182V148H179ZM186 147H188L190 150L187 149ZM164 148H165V150H164ZM167 148H168V149H167ZM176 148H177L178 150H181V153H180V151H178ZM70 149L75 150V151L72 152ZM76 149H77V151H76ZM102 149H104V150H102ZM130 149H131V150H130ZM146 149H147V150H146ZM182 149H183V150H182ZM186 149L188 150L189 153L187 152ZM100 150L102 151V153L100 152ZM127 150H128V153H125ZM129 150H130V151H129ZM133 150H134V151H133ZM157 150H158V151H157ZM170 150H171V151H170ZM175 150H177V151H175ZM104 151L107 152L108 154L110 153L109 155H111V156H109L108 154H106ZM145 151H146V152H145ZM148 151H149V152H148ZM151 151H153V152H151ZM154 151H156L155 153L158 152L157 154H154V155H156V156L158 157V159H161V162L163 161L162 163H160V161H158V159H156V158H157L156 156L154 157V155L152 156V155L149 154L150 152H151V153H154ZM163 151H165V152H164L165 154L163 153ZM167 151H168V153L170 152L169 155L167 154ZM173 151H175V152H173ZM71 152H72V153H71ZM103 152H104V154H103ZM129 152H131V154H130ZM160 152H161V153H160ZM172 152H173L174 154H173ZM74 153H73V154H74ZM162 153H163V154H162ZM184 153H186V154L184 155ZM190 153H191V155H190ZM105 154L108 155V156H105ZM128 154H130V155L128 156ZM138 154H139V158H138ZM147 154H148V155H147ZM158 154H160L161 156L163 155L165 158H164L163 156H162V158H159L160 155L158 156ZM176 154H177V155H176ZM181 154H182V155H181ZM54 155H55V154H54ZM54 155H53V156H54ZM103 155H104V157H105L106 159L103 157ZM170 155H171V156H170ZM183 155H184V156H183ZM186 155H187V156H186ZM71 156H72V155H71ZM149 156H150V157H149ZM151 156H152L154 159H156V160H154V159L152 160ZM189 156H190V157H189ZM102 157H103V158H102ZM134 157H135L136 159H134ZM140 157H141V158H140ZM146 157H147V158H146ZM166 157H167V159H166ZM191 157H192V158H191ZM73 158H75V159H73ZM168 158H169V160H168ZM177 158L179 159V161H178ZM186 158H187V159H186ZM51 159H54V160H52L53 162L56 161V160H55V157H51ZM107 159H108V160H107ZM138 159H141V160H138ZM164 159H165V162L167 161V162H166L167 164H165ZM182 159H184V160H182ZM188 159H189V160H188ZM185 160H186V161H185ZM154 161H155L156 163H157V161H158V164H156V165H158V167L155 165V162H154ZM170 161H171V162L173 161V162H172L173 166H172V164H170L169 168L172 166V169H173V170L168 168V165H169ZM106 162H107V163H106ZM179 162H180V163H179ZM190 162H191V163H190ZM78 163H79V162H77L76 164H74V168H75V171H76V177L78 176L79 180H77V178H75V179H76V180H75L76 182H75V181H74V182H75V184L78 185L77 188L79 187L80 189H82L83 187H80V186H82V185H80V183H77V182L80 181L81 184H82V178H81V180H80V175H82V174H81V168H79L80 165H78ZM103 163H102V164H103ZM108 163H109V164H108ZM153 163H154V164H153ZM159 163L161 164L160 166H159ZM176 163H177V164H176ZM184 163H185V166H184ZM188 163H189L190 165H188ZM51 165H53V164L51 163ZM109 165H110V166H109ZM129 165H130V166H129ZM133 165H134V166H133ZM162 165H164V166L166 165L165 167H167V168H165V167L162 166ZM191 165H192L193 169L190 167V168H191V171H190V168H188V167L191 166ZM55 166H56V164H55ZM55 166H53V167H55ZM57 166H58V165H57ZM57 166H56V167H57ZM78 166H79V167H78ZM100 166H101V167H100ZM106 166H108V167H106ZM111 166H112V167H111ZM153 166H156L158 170L156 169V167H153ZM186 166H187V167H186ZM131 167H132L134 170L131 169ZM150 167H151V168H150ZM161 167H163V169H162ZM174 167H175L177 170H176ZM57 168H58V167H57ZM57 168H56V169H57ZM106 168H108V169H106ZM109 168H112V170H113L114 173H113V172L111 171V169H109ZM152 168H153V169H152ZM178 168H179L180 172H178ZM186 168H188V169H186ZM53 169H54V168H53ZM53 169L51 168V175L53 176V174H52V171H53V173H54V177L57 176L56 178L59 179V178H60V175L58 176V174H59L60 171H58V169H57V172H58V174H57L56 171H55L56 169H55V170H53ZM76 169H78V170H76ZM105 169H106V170H105ZM150 169H151V170H150ZM160 169H161V170H160ZM164 169H165V170H164ZM166 169H167V172L165 173ZM174 169H175V170H174ZM79 170H80V171H79ZM107 170H110L111 172H110V171H107ZM135 170H136V171H135ZM169 170H172V172H174V171H175V172L177 171V172H176V173H175V172H174V173H172V172L170 173ZM77 171H79V172H77ZM122 171H123V172H122ZM138 171H139V172H138ZM148 171H147V174L149 173ZM160 171H161V173H160ZM163 171H164V172H163ZM134 172H135V173H134ZM162 172H163V173H162ZM187 172H188V173H187ZM191 172H192V173H191ZM55 173H56L57 175H56ZM77 173H78V175H77ZM110 173H111V174H110ZM137 173H141V174L139 175V174H137ZM156 173H158L157 177L159 176V180H158V178L156 177ZM164 173H165L166 175H165ZM178 173H179V174H178ZM105 174H106V175H105ZM161 174H163V175L161 176ZM168 174H173V176H174V178H176L177 182H175V179H173L172 175H170L169 177H167ZM175 174H178V176H175ZM191 174H192V175H191ZM112 175H114V176H116V177H114V176H112ZM124 175H125V177H124ZM138 175H139V177H143V176H144L145 178L143 177V178H140V180H139V179H138V178H139ZM150 175H154V176H150ZM183 175H187V176L184 177ZM188 175H189L190 177H189ZM195 175H196V176H195ZM52 176H51V177H52ZM105 176H107V177H105ZM130 176H131L132 178H131ZM147 176H148V177L150 176L151 178L149 177V179H148ZM163 176H164V177H163ZM180 176H181V177H180ZM192 176H193V179H194V177H195V179H197V180H195V179H194V180H190V179H192V178H191ZM51 177H50V181H49V183H50V182H51V183L54 182V183L52 184L53 186L56 185L55 183H57V185H59V182H58L59 180H57L56 178H53V177L51 178ZM81 177H82V176H81ZM110 177H111V178H110ZM112 177H113V178H112ZM121 177H122V178H121ZM126 177H127V178H126ZM128 177H130V178H128ZM152 177H154V178L156 177L155 180H154ZM161 177H163V178L166 177L168 180H167L166 178H165V180H162ZM177 177H178V178H177ZM182 177H183V178H182ZM103 178H105V180H106V179H109L108 182H107V180L104 181ZM124 178H126L127 180H129V179H133V181H134L135 183H134L132 180H129V181H128V184H127V183H126V179H124ZM170 178H171V179H170ZM180 178L184 181V183H183V181H182ZM184 178H185L186 180H184ZM51 179H52L53 182L51 181ZM53 179H54V180H57V181H54ZM112 179H113V181H112ZM116 179H117V181H115ZM135 179H137V180H135ZM146 179H148V181H146ZM150 179H152L154 182L151 181ZM178 179H179V180H178ZM123 180H124V181H123ZM144 180H145V181H144ZM156 180H157L158 182H155ZM161 180H162V181H161ZM121 181H123L122 184H121ZM141 181H144V182H141ZM149 181H151V182H149ZM159 181H160V182H159ZM167 181H169L170 183L167 182ZM172 181H173V183H174L175 185H174V184H171ZM186 181H187L188 183H187ZM190 181H191L192 184L189 185V186H188V185H187V186H184V187H185V188H184V187H183V184H184V185H186V184H190ZM195 181L197 182V184L200 182V183H199L200 185H199V184H198V185H199V186H202V187H201V188L198 187V185H196V182H195ZM106 182L108 183V184H107L108 186L106 185ZM118 182H119V184H118ZM129 182L134 183V184L131 185V183L129 184ZM147 182H148V184H147ZM162 182H163V183L166 182V183H164L165 186L163 185ZM179 182H181V183H179ZM185 182H186V184H185ZM194 182H195V183H194ZM202 182H203L204 184H203ZM51 183H50V186H51ZM116 183H117V184H116ZM144 183H145V184H144ZM149 183H150V184H149ZM152 183H154L155 185L152 184ZM160 183H162V185H161ZM167 183H169V184H167ZM182 183H183V184H182ZM54 184H55V185H54ZM110 184L112 185V187H110V186H111ZM115 184H116V185H115ZM141 184L143 185V187H142ZM157 184L160 185V186H162V187L160 188V186H158ZM180 184H181V185H180ZM193 184H194V185H193ZM126 185H127V186H126ZM133 185H134V186H133ZM139 185H141V187H139ZM149 185H150V186H151V185H152V186L154 185V186H156V187H155V188H154V186H153V187L151 186V187H149V188L146 187V186H149ZM171 185H172V187H171ZM177 185H178V186H177ZM192 185H193V186H192ZM50 186H49V187H50ZM53 186H51V187L49 188V190H50L51 188H52V190H53V188H57V187H58V186H56V187H53ZM75 186H76V185H75ZM106 186H107V188H106ZM116 186H120V187H116ZM128 186H129V188H130V187H134L133 190H132V188L129 189ZM203 186H204V187H203ZM121 187H123V188H121ZM144 187L146 188L147 191H146V190H143V189H145ZM186 187H188V188H186ZM189 187H190V188H189ZM197 187H198V188H197ZM79 188H78V190H80ZM116 188H117V190H116ZM126 188H128V189H126ZM135 188H136V189H135ZM137 188H138V189H137ZM141 188H142V190H141V192H140V189H141ZM150 188H152V189H150ZM163 188H164V191H165V192L163 191ZM193 188H194V189H193ZM196 188H197V189H196ZM111 189H112V191H111ZM114 189L118 192L117 194H120V196L117 197V194L115 193L116 191H115ZM119 189H120V190H119ZM148 189H150V191H148ZM153 189H154V190H153ZM155 189H156V190L158 189V191H159V192H158V191L156 192V195H155V193H153V192L156 191ZM173 189H172V190H173ZM182 189H183V190L186 189V190L182 191ZM187 189H190V190H187ZM56 190H57V189H56ZM56 190H55V189L53 190L54 193H55ZM104 190H105V191H104ZM113 190H114L115 192H114ZM123 190H124L125 192H124ZM127 190H128V192H127ZM131 190H132V192H131ZM152 190H153V191H152ZM166 190H167V191H166ZM198 190L200 191V193H199ZM50 191H51V190H50ZM57 191H58V190H57ZM57 191H56V192H57ZM82 191H84V190L82 189L81 192L78 191V194H79V195H77V193H76V195H77L76 197L79 196L80 199L83 198L81 201H80V199L76 198V204L79 202V203L77 204L78 211L80 210V212H81V213L78 212L79 215L76 214L77 216H79L78 218L75 216V217L78 219V221H77L78 223L74 220V221L76 222V223H74V222L72 223L74 227L70 224V222H67V225H69L70 227H68V226L66 225V226H67V231H68V228H72V227H73V228H72L73 231H75L74 228H75L76 231H78V232H79V230H80L81 232H79V234H78V233L75 234L76 231L74 232V234H75V235L78 234L79 237H80V234H82V233H85V234H87V235L92 233L89 229H93V228H89V227H91V225L89 226L88 223H89V224H91V223L94 224V223H96V221L98 220L99 222L97 221V223L99 224L100 221H101V218H103V216H104V215H102V214H103V212H104V210H105V208H103L102 213L99 214V216H97V220H96V217H95V219H92V217H91V216H92L91 212H90V213H89V212H86V211L89 210V209H88V206H86V205H87V202L85 201L86 199H84L86 196H85V197H83L84 195L81 196V195H82ZM151 191H152V193H151L152 195L150 194ZM212 191H213V193H212ZM51 192H52V191H51ZM76 192H77V190H76ZM79 192L81 193V195H80ZM126 192H127V193H126ZM130 192H131L132 194H131ZM134 192H135V193H134ZM142 192L144 193V195H142V194H143ZM147 192H148V193H147ZM128 193H130V194H129L130 196L127 195ZM158 193H159V194H158ZM190 193H189L188 195H189V197L192 198V196H191ZM83 194H84V193H83ZM112 194H113V195H112ZM122 194H124V195H122ZM134 194H135V195H134ZM145 194H146L147 197H144V198H143V196H145ZM160 194H162V195H160ZM198 194H199V195H198ZM51 195L55 197V195H57V193H56V194H53V192H52ZM114 195H115V196H114ZM126 195H127L131 200L127 199V196H126ZM132 195H134V196H132ZM154 195H155L156 198L153 197ZM182 195H183V194H182ZM188 195H187V196H188ZM112 196H113V197H112ZM184 196H185V195L181 196V197H183V198H181V202H182V203H184V200H183V199H184V198H187V197H184ZM81 197H82V198H81ZM106 197H107V198H106ZM108 197H110V198H108ZM132 197H133V198H132ZM134 197H136V201H137V202L135 201V198H134ZM151 197H152V198H151ZM52 198H53V197H52ZM114 198H115V199H114ZM77 199H78L79 201H77ZM108 199L110 200L109 203H108ZM119 199H120V200H119ZM122 199H123V202L121 201ZM156 199H157V202H156ZM215 199H216V198H215ZM113 200H114L115 203L113 202ZM125 200H127V201H129V202H126ZM139 200H140V201H139ZM158 200H159V201H158ZM82 201L84 202V204H85V203H86V204L83 205V204H82V203H83ZM131 201H133V202L131 203ZM81 202H82V203H81ZM119 202H121V203H119ZM124 202H125V203H124ZM80 203H81V205H83V207L79 206ZM110 203H111V204H110ZM118 203H119V204H118ZM127 203H128V204H127ZM133 203H134V204H133ZM135 203H137V204H135ZM144 203H145V201L143 202V204H144ZM117 204H118V207H117ZM122 204H123V206H121ZM124 204H125V206H124ZM126 204H127V205H126ZM130 204H132V205H130ZM210 204H211V205H210ZM217 204H218V203H217ZM109 205H110L111 207H110ZM114 205H115V208L117 207V209H118V208H121V209H118L119 211H117V209L114 208ZM119 205H120V206H119ZM135 205H136L137 207H135ZM166 205H167V204H166ZM84 206H85V207H84ZM132 206H134V207H132ZM165 207H167V206H165ZM82 208H83V209H86V210H83ZM128 208H129V209H128ZM131 208H132L133 210H131ZM122 209H123V212L126 213V216L128 215V216H127L128 218H127V217L125 218V222H128V225L131 224V225H129V226L127 225L128 228H131V230L134 231V233H136V234H134V238L137 239V238H138L137 236L140 235L138 240H135L134 238H132V240L134 239V241L136 242V245H137V246L140 245L141 250H140V249H139V250H140L141 252H140V251H139L138 253L135 252V251H138V248H136V245L134 244V241H132V242H133L132 245H134V246H133V249H134V250H132V251H134V252L131 253V254H132L133 256H135V254H136L139 258H141V260L135 256V257H133V259H132L131 262H130V259H131L130 257H132V255H131V254H130V255L127 254V256H124L123 251L121 252V251H120V250H121L120 247H118V246H119V245H118L119 242H118V238L115 237V236H116V233H115L116 230H115V229H116V228H119V227L122 226V219H123V218H121V215H119V214H121L120 212H121ZM127 209H128V210H127ZM181 209H183V210H181ZM82 210H83L84 212H83ZM125 210H126V212H125ZM180 210H181V211H180ZM127 211H128V212H127ZM134 211H135V212H134ZM171 211H173L172 214H171ZM182 211H183V212H182ZM208 211H209V212H208ZM210 211L213 212V213H212V214H213V217H212V214H210ZM82 212H83L84 214L87 213V216L84 215ZM116 212H117V213H116ZM129 212H132V214L134 213L135 215L133 214V216H130L131 213H129ZM136 212H138V216H136V215H137ZM167 212H168V213H167ZM229 212H230V211H229ZM231 212H232V211H231ZM231 212H230V214H231ZM175 213L177 214V216L175 215ZM181 213H182V214H181ZM80 214H81L84 218H82V216H81ZM114 214H115V215L118 214V215L116 216V218H115V215H114ZM179 214H180V216H182L183 220L180 219L181 217L179 216ZM183 214H184V215H183ZM208 214H209V215H208ZM88 215H89V216H88ZM90 215H91V216H90ZM100 215H101L102 217H101ZM107 215L109 216L108 218H110L109 221H110V224H112V225H111L112 228H111V226H110L109 223H108L109 221H108ZM165 215H164V216H165ZM172 215H174V216L172 217ZM231 215H232V214H231ZM231 215H230V216H231ZM80 216H81V217H80ZM85 216H86L87 218L89 217V218H88L89 222L85 220V218H86ZM118 216H119V217H118ZM134 216H135V217H134ZM169 216H170L171 219L168 218ZM178 216H179V217H178ZM207 216H209V217H207ZM100 217H101V218H100ZM117 217H118V218H121V219H118ZM129 217H131V218H129ZM132 217H133V218H132ZM137 217H138V218H137ZM225 217H226V216H225ZM227 217H229V216H227ZM76 218H75V219H76ZM87 218H86V219H87ZM113 218H114V219H113ZM134 218H135L137 221H136ZM154 218H155V217H154ZM164 218H165V220H164ZM174 218H175V220H179V222H180V226H181V227L178 225L179 223H176L177 221H175ZM185 218H186V219H185ZM207 218H208V219H207ZM220 218H221V219H220ZM82 219L85 220V221L83 220L84 223L82 222ZM116 219H117L118 221H117ZM126 219H129L130 222L127 221ZM133 219H134V221H131V220H133ZM140 219H141V220H140ZM151 219L148 218V217H147V219H146V216H145V221H146V220H149V222H150ZM159 219H160V220H159ZM168 219L171 220V221L169 222ZM227 219H228V218H227ZM79 220H80V221H79ZM92 220H93L94 223L92 222ZM162 220L167 221L166 224L168 225V228H166L167 225H165V224H164L165 222H164V221L162 222ZM180 220H182V221H180ZM225 220H226V218H225ZM66 221H69V220L67 219ZM107 221H108V222H107ZM113 221H114V224H113ZM120 221H121V222H120ZM123 221H124V220H123ZM153 221H154L155 223H154ZM157 221H158V222H157ZM159 221H160V222H159ZM183 221H186V222H183ZM204 221H207V222H204ZM71 222H72V221H71ZM79 222H82V224H85V227H84V225H82V224H81L82 227H80V226H79ZM111 222H112V223H111ZM132 222L135 224V225H134V224H133V225L136 226V227L132 226ZM136 222H137V223H136ZM146 222L148 223V221H146ZM156 222H157L158 224H157ZM161 222H162V223H161ZM181 222H182V223H181ZM65 223H66V222H65ZM68 223H69V224H68ZM86 223H87V226H89V227L86 226ZM106 223H108V224H106ZM171 223H172V225H171ZM204 223H206L205 225H207V226H205ZM139 224H140V225H139ZM156 224H157V227H158V228L155 227ZM162 224H163V225H162ZM176 224H177L178 228L175 227ZM182 224L185 226L184 228H183V225H182ZM208 224L210 225V227H209L210 231H209V230L207 231V229H206V228H208V226H209ZM219 224H220V223H219ZM76 225H78L80 228H76V227H78V226H76ZM113 225H114V226H113ZM120 225H121V226H120ZM164 225H165V229H166V230L164 229ZM190 225H191V226H190ZM75 226H76V227H75ZM92 226H93V225H92ZM116 226H117V227H116ZM130 226H131V227H130ZM138 226H139V227H138ZM186 226H187V227H186ZM83 227H84V228H83ZM86 227H87V228H86ZM114 227H115V228H114ZM137 227H138V228H137ZM162 227H163V230L166 231V232H163V231H162ZM179 227L182 229L183 232L180 231V233H177L179 230H181V229H179ZM81 228H83V230H82ZM85 228H86V229H85ZM108 228H111V229H112V233H115V234L113 235V234L110 232V231H111V229H110L108 233H109V235H111V234H112V235H111V236H107L106 234H108V233H107ZM136 228H137L138 234H137ZM159 228H161V230H160ZM172 228H173V229H172ZM87 229H88V230H87ZM120 229H121V228H120ZM120 229H119V230H120ZM133 229H134V230H133ZM167 229H168V232H169L168 234H167ZM175 229H176V230L179 229V230L176 231ZM183 229H184V230H183ZM224 229L227 230V229H228V226H227V225H224ZM84 230H85V231H84ZM131 230H130V231H131ZM205 230H206V231H205ZM226 230H225V231H226ZM73 231H72V232H73ZM82 231H84V232H82ZM87 231H90V232H87ZM114 231H115V232H114ZM192 231L194 232V229H193ZM140 232H142V235H145L146 237H142V235L139 234ZM153 232H155V233L153 234ZM159 232L162 233V234H160ZM172 232H174V233H172ZM210 232H211V233L214 232V233H213L214 235L211 234ZM67 233H68V232H67ZM103 233H104V234H103ZM132 233H133V232H131V234H132ZM163 233H164V234H163ZM165 233H166V235H165ZM181 233H182V234H181ZM205 233H206V234H205ZM69 234H72V235H73V233H71L70 231H69ZM151 234H152V235H151ZM156 234H157V236H155V237L153 238V236L156 235ZM172 234H176V235L173 236ZM207 234H208V235H207ZM210 234H211L212 236H211ZM72 235H69L68 237H72ZM78 235L75 237V239L78 237ZM104 235H106V236H105L106 238L104 237ZM158 235H159V237H158ZM161 235H162V236H161ZM167 235L169 236V238H170V237H171V238L169 239L168 237H166ZM179 235H180L182 238H181ZM182 235H183V236H182ZM206 235H207V236H211L212 238H210V237H209V238H206ZM73 236H74V235H73ZM92 236H93V235H92ZM131 236H133V235H131ZM148 236H150V237H148ZM160 236H161L162 240H161ZM178 236L180 237V242H179V239H178L179 237H178ZM188 236H189V234H188ZM107 237H108V238L111 237L112 239L115 237V238L113 239V240H115L114 242H116V240H117V242H118V243L116 242L117 244L114 243V244H115V245H114L115 247L113 246V244H111L112 242H110V241H112V240H109L110 243L107 242V241H108V238H107ZM140 237H141V238H140ZM147 237H148V238H147ZM156 237H157V238H156ZM193 237H194V236H193ZM72 238H73V241H72ZM72 238L69 239V241L71 240V242L73 243V245H72V243H71V245L74 247V249H76L75 247H78V246H77V245H74V243H75V242H78V240L76 241V240L74 239V237H72ZM111 238H110V239H111ZM144 238H147V240L144 239ZM149 238H150V239H149ZM158 238H159V242H158ZM164 238H165V239H164ZM173 238H174V241H172ZM175 238H176V239H175ZM77 239H78V238H77ZM91 239H93V238L91 237ZM156 239H157V240H156ZM167 239H169V243H166V240H167ZM205 239L208 240V242H210V244L206 243L207 241H205ZM139 240H140V241H139ZM143 240H144V241H143ZM153 240L156 241V244L159 243L160 246H159V245L157 246ZM184 240H185V241H184ZM74 241H75V242H74ZM138 241H139V243H138ZM150 241H151V242H150ZM163 241H164V242H163ZM144 242H145L146 245L144 244V247H142V243H144ZM147 242H148L149 245H147ZM160 242H161V243H160ZM167 242H168V240H167ZM171 242H172V243H171ZM177 242H178V243H177ZM183 242H184V243H183ZM78 243H79V242H78ZM78 243H75V244H78ZM152 243H153L154 245H152ZM165 243H166V244H165ZM170 243H171V245H170ZM176 243H177V244H176ZM179 243H180L181 245H180ZM229 243H230V244H229ZM172 244H173V245H172ZM232 244H233V243H232ZM71 245H70V246H71ZM109 245H110V246H109ZM111 245H112V246H111ZM117 245H118V246H117ZM155 245H156V247H155ZM161 245H162V246H161ZM167 245H168V247L171 246L172 249L169 250L168 247H165V246H167ZM176 245H177L178 248H176ZM183 245H184V247H182ZM193 245H194V243H192V246H193ZM237 245H239V247L242 246V244H240V243L237 244ZM72 246H71V247H72ZM149 246H150V248H148ZM116 247H117V248H116ZM174 247H175V248H174ZM239 247H238V249H239ZM110 248H113V249L115 248V249H114L115 252H113V250H111ZM135 248H136L137 250H136ZM156 248H157L158 250H157ZM161 248H162V249H161ZM181 248H182V249H181ZM201 248H202V249H201ZM241 248H242V247H241ZM241 248H240V250H241ZM150 249H155V250H150ZM167 249H168V250H167ZM214 249H215V250H214ZM143 250H144V251H143ZM161 250H162V251H161ZM166 250H167L168 253L165 252ZM175 250H176L177 252H176ZM183 250H184L185 252H184ZM213 250H214V251H213ZM219 250H220V252H219ZM72 251H73V252H72V255H73V253H74L75 250H73V248H72ZM154 251H155V252H154ZM181 251H182V253H181ZM75 252H76V253L78 252V248H77V251H75ZM172 252H173V253H172ZM175 252H176V253H175ZM187 252H188V253H187ZM214 252L216 253V255L214 254ZM217 252L220 253L219 256L221 257V259H220L219 256H217V255H218ZM223 252H224V253H225V252H228V253H226V254L224 255ZM231 252H232V251H231ZM118 253H120V254H118ZM134 253H135V254H134ZM163 253H164V254H163ZM166 253L168 254V256H167ZM185 253H187V254H185ZM189 253H190V254H189ZM211 253H213V254H211ZM117 254H118V256H116ZM170 254H171V255H170ZM172 254H173V255H172ZM177 254L179 255V257L177 256ZM182 254H183V255H182ZM194 254H195V255H194ZM229 254H231V253H229ZM77 255H78V253L76 254L75 257H74V255H73V258L76 259V261L79 262V257H78ZM95 255H96V256H95ZM142 255H144L143 258H146V259H143V263L141 262V261H142ZM175 255H176L177 257H176ZM189 255H190V256H189ZM208 255H209V256L211 255L210 258L207 257ZM97 256H98V260H97ZM104 256H105V257H104ZM115 256H116V257H115ZM166 256H167V257H166ZM172 256H173V258H171ZM184 256H185L186 258H185ZM213 256H214V257H213ZM215 256H217V257H219V258L217 259V257H216L217 260H216V259H213V258H215ZM224 256H225V257H224ZM228 256H230V255H228ZM124 257H125L126 259H125ZM127 257H128V258H127ZM182 257H184V259H183ZM211 257H212V258H211ZM226 257L228 258V260H229L230 262H229V261L226 262V263L223 262L224 259H225ZM120 258H121V259H120ZM168 258H169V259H168ZM174 258H175V259H174ZM181 258H182V259H181ZM100 259H101V260H100ZM170 259H171L172 261H170ZM202 259H203V260H202ZM210 259L215 260V261L213 262V261L211 260V261H212V263H211ZM93 260H94V261H93ZM107 260H108V261H107ZM119 260H120L121 262H120ZM126 260H127V261H126ZM139 260H140V261H139ZM166 260H168V261H170V262H167ZM207 260H208V261H207ZM219 260H218L217 263H218V264H221V262H219ZM73 261H74V260H73ZM76 261H75V262H76ZM92 261H93V262H92ZM103 261H104V262H103ZM174 261H176V263H175ZM179 261H180V262H179ZM184 261H185V263H184ZM225 261H227V259H226ZM78 262H76L75 264H78ZM127 262H128V263H127ZM133 262H134V263H133ZM177 262H178V263H177ZM205 262H204V263H205ZM99 263H97V264H99ZM198 263L201 264V262H199V261H198ZM204 263H202V264H204ZM73 264H74V262H73ZM233 264H235V261H234Z\"/></svg>",
	"mask_w": 264,
	"mask_h": 264
}]
</instances>
